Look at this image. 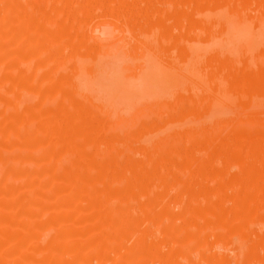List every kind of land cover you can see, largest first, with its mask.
<instances>
[{"label":"bare ground","instance_id":"obj_1","mask_svg":"<svg viewBox=\"0 0 264 264\" xmlns=\"http://www.w3.org/2000/svg\"><path fill=\"white\" fill-rule=\"evenodd\" d=\"M51 1V6H53V5H57V2L59 3V2H62L63 1V3H65V4H68V5H72L73 3H75L77 0H46L45 2L43 1V0H0V67H1V65H3V64H5V66L6 67H8L9 68V72H8V74L6 73L5 75H3V74H0V101H4V102H6V104L7 105H10V106H14L17 110L15 111V112H12L11 114L9 113V117L7 116V118L8 119H6V114L7 113H5V110H3L2 108V111H4V112H1L0 111V121H2V122H0V133H2V136H0V145L2 146V148H4V150L3 151H6V148L8 147V145H10V146H12V144H17L18 143V145H20V141L18 140V139H16L17 137H15V135L17 134L18 136H20L19 135V133L20 132H18V130H20L21 129V125H23L24 127H25V124H23V123H25L27 120H29L30 121V111H31V109H30V102H26V100L25 99H27L28 98V96H27V98H26V94H30V73L28 74V73H26V72H24L23 71V73H19L18 71H17V68H18V66H19V64H20V67L21 66H23V65H25V67L26 68H30V64H31V62H30V47H24V46H27V45H30V33H28V32H30L29 30L32 28V23H34L35 25H36V23H37V25H36V27L39 25L38 23L39 22H37L38 20L36 19V18H38L39 16H42L41 15V13H46V11H44V12H42L41 10L42 9H40V6H38V5H40V4H43L44 3V6L45 5H48V7H49V2ZM104 1H107V0H104ZM110 1V0H109ZM121 1H123V0H121ZM120 0H119V2L118 1H116V0H113V2L115 3L114 5H107V3L106 2H104L105 4H103L102 2L100 3L101 5H102V8L101 9H104V10H100V9H98L97 8V10L99 11V12H101L102 11V13L101 14H103V15H101L99 12L98 13H95L94 12V8L96 9V7H98L97 5H92L93 4V2H92V0H83V1H81L80 2V0L78 1V2H76V3H78L77 5H78V7L79 8H77V10H75L77 13L75 14V20H77V19H79V24H81V22H84L85 24L87 23V22H89L90 21V19H89V17H91V18H96V19H98V18H100V20H104V18H101V17H109L108 18V20H109V22H113L112 20H114L115 21V23L113 24L112 23V25L114 26V25H116L117 24V22H118V20L119 19H121L119 16L120 15H118V20H117V14H116V17H115V13H116V11H115V9L116 10H119L120 8L119 7H117L116 5H118V6H120V4L121 3H123V4H125V3H127V5H128V2L130 1L131 3H134V2H132L133 0H128V2H126V0H125V2L123 1V2H121ZM140 1V0H139ZM142 1V0H141ZM140 1V2H141ZM145 1V0H144ZM217 1H219V0H201V2L199 3V1H198V6H197V4H196V8L198 9V11L199 12H197L198 14H196V15H198V17L196 18V20H195V22H196V24L198 25V26H203V25H205V24H208L207 22H209L210 20H217V21H225L226 23H229V24H231V25H234L233 26V29L231 30L230 28H227L223 33H221L219 36H218V41L217 42H215L214 41V39L213 40H209V38H207L208 40H204V39H200V38H197V37H194L193 38V36L192 35H188L189 37H187V39H188V41L186 42V44H184V47H183V54L181 55L182 57H184L185 59H183V61L182 62H180V61H178V60H181V59H177L176 57H174V55H172V56H168L167 58H169V59H167L168 61H167V65L165 64V67H160L159 66V68L157 69V71H155L154 73L153 72H151V75L149 74V76L148 77H146L144 80H143V86H145V88H147V90H144L143 91V93H142V95L144 96V97H142V98H144V100H146V101H148L149 100V105H150V101L152 102L153 101V103L155 102L156 104H163L164 102L163 101H167V103H168V101L170 102V100H169V98H168V100H167V97L168 96H170V94H172V93H174L175 94V92H178V91H180L181 92V89L184 87V85L185 84H189V83H192V84H196L200 89H202V90H204L208 95H206L207 96V98L205 99V103H204V112L202 111L203 109H201V111H202V115H200L199 117H198V119H199V121L198 120H196V119H194V120H196V123L195 122H191V120H189L188 121V116H190V114L191 115H193L194 113H196L195 111L193 112V113H190V112H192V111H190L189 113H188V115H184V112H183V110L185 111V109H183V108H181V109H183L182 111L181 110H179L180 111V115L182 114V112H183V115H184V117H186V118H184L182 115V118H181V116L180 115H178L179 113V111L177 110V113L178 114H174V113H172L171 111H170V113L172 114V116H168V113L165 115V116H161V118H159L158 116H156L154 113L152 114L151 113V116L149 115V117L150 118H147L148 117V115H145V118L147 119V121L145 122V121H143L142 119H141V125L145 128V130H143L142 128V130H143V132H140V131H142L141 129H140V127L141 126H139L140 124H138L137 126H139L138 128L136 127V126H133L135 129H137V130H133L134 131V134H136V135H134V134H132V132H129L128 131V133H130V134H128V135H130V136H134L133 138H131L130 136H128L125 132V134L126 135H124L125 137L124 138H128V137H130V138H128V140L130 139H133L131 142H132V144L130 143V145H129V148H132V147H134V148H136V149H139L141 152H142V155H141V157L139 156V153H141L139 150L137 151V152H139L138 153V156L140 157V158H136V160L134 159H132V158H130V159H132L131 161H130V159H128V160H125V161H121L120 160V163H118V160L116 161L117 162V164L113 161V164H111V163H109V159H107L106 161H105V163L104 164H101L99 161H98V164L100 163L102 166H98L97 164V166H98V168H99V170H98V172H95V173H89V172H91V171H89V170H86L85 168H84V170H86V172L85 171H83L82 170V166H81V164H79L82 160H80V162H79V159L77 160L76 159V164L75 165H73L72 167H71V169L69 170V174H67V176L65 175V176H63V175H60L61 177H58V178H55L53 181H50V184H49V182H48V184H47V186L43 189V190H41V189H38V194H37V197L38 198H35L34 199V197L33 198H31L30 196H27V195H22L21 193V195L20 194H18L19 192H16L17 190H15V187L16 188H18L16 185V183H17V181L19 180V179H21V176H23V175H25V176H27V179H28V182H31V183H34L35 181V179H36V181L40 178V179H46V180H49L48 179V177H52V172L50 173L51 174V176L49 175V173H47V174H45L44 173V175L42 176V172L40 173V175H41V177H35V174H37V169L34 171V168H33V170L31 169L32 167H29L30 165H28V168L25 170V169H23L22 168V164L24 165V162H29L30 163V153H28V149H30V144L28 143V144H25L24 142V144L26 145V147L25 146H23L20 150H16V151H14L13 153H11V154H7V153H5V152H1L0 153V188L2 187V189L0 190L1 191V193H3V194H6V195H12V196H16V195H18L17 196V199L19 200H17L18 201V203H17V205H15L14 207L11 205V204H7V203H0V235L1 234H5V243H4V240H3V244H0V264H32V263H30V260H37L38 262L39 261H41V263H38V264H94V261H100L101 263H103V261L105 262V261H111L112 263H109V264H146L148 261L147 260H145L146 258H149L150 259V261H151V259H153V260H155V261H159V262H161V263H163V264H177V262H178V264H179V260H181L182 261V259H180V258H184V259H186L185 260V263H184V261H183V263L184 264H251L253 261L254 262H256L255 261V259L257 260V259H259V257L262 255H259L260 253H264V252H260L259 253V251H261L262 249L264 250V230L262 231V229H260V227H252L254 230H256V231H254L253 233L254 234H252V235H257V236H255V238L250 242V244H248V247H243L242 248V245L244 246V243L243 244H237V242H236V240L235 239H237L240 235L239 234H242L243 236H245V235H247V236H251V234L250 233H252V232H248L247 230L249 229L248 227H249V225L248 224H251V223H245V225H242V224H240L239 225V223H238V227L236 228V227H234V228H236V229H227L226 231H227V234H225L224 232L222 233L221 231V228L219 229V230H221L220 232L221 233H218L219 231H214L213 232V230H211V232H209L208 234H205V240H204V242L206 241V239H209L208 241H211V240H214L215 242H217V244H221L220 246V248H218V246L219 245H217L216 244V248L215 249H222L224 246H229L230 245V243L232 244L233 243V245H235L234 244V241L236 242V247H235V249L239 252V254H237V256H239V258L238 259H233V260H231V258H229V257H227V258H225V259H229V260H223V253H219L218 252V254H220L219 256H215V255H213V254H211V251H210V253H207L206 251H207V249L204 251V252H202L201 254L199 253V255L198 256H196V257H199L198 259L199 260H197L196 259V257H195V255L196 254H198V249H196V248H198V247H196L197 245H202L203 243H201V242H203V238H202V234L200 235V233H196L193 229V231L195 232V233H193V231L192 230H190L189 228H186V226L188 225V223H189V225L190 226H193V225H197V227H198V225H200L199 223V221H198V219H199V217L200 216H202V217H200L201 218V220H203V218H207L209 221L208 222H210V220L213 218L214 219V217L215 216H217L218 218L220 217V216H222L221 214L222 213H225V211H226V213L228 214L229 212H231L232 214H238V212H242L243 210H247V209H256V208H259V209H263L262 208V206H263V204H258L260 201L258 200V197H260V196H264V185H263V183H264V174L262 175V176H256L255 174H254V169L256 168L255 166L257 165V164H260L259 162H260V160H258V163L256 164L255 162H252V161H254V160H252V161H249L250 159H251V156H250V159H249V156L247 155L248 154V151L247 152H245L246 154L245 155H247L246 157H248V158H245V160L247 159H249L248 161L249 162H252V163H255L254 165L251 163H249L248 161H246L248 164H244V163H242V164H244V166H241L242 168V171L245 173H243V174H241L240 176H244V175H246V177H244V180L245 179H247L246 181H247V183H248V181H250L249 183H248V187H246L247 189H245V184L246 183H244L245 181L243 180V178H239L240 180H237L235 177L238 175V174H240L238 171V173L235 175L234 173H230L229 171H228V169L230 168L229 166V168L227 169V171H228V176L226 175V173H225V177H223V178H219V180L220 179H222L220 182H218L219 184H217L218 186H215V189H216V192H213V193H216V194H214L213 195V199L211 198V199H209V196L208 195H206V194H208V193H206V191L205 190H207L208 192H209V190L208 189H205L204 190V193L203 194H205V195H203L205 198H206V200H205V198H204V200H202L201 199V201H207V202H197V204L199 203V204H202L199 208H197L196 206H197V204L196 205H193L192 207H193V209H189L190 207H188V206H185V205H183L182 206V202L181 201H179L178 199H181V193L182 194H184V193H187L188 191H190L191 189L192 190H195V189H193V182L194 181H192L191 180V178H192V176L190 175V177L191 178H189V179H187V180H182V181H177V182H179L180 184H181V182H183V185H181V187H182V189L184 190H182L181 189V187H179V190H181V192L180 191H178V189L177 190H175V191H178L177 193L176 192H173V194H172V196L173 195H175V198L174 197H171V191L172 190H170L168 187H170L171 188V186L173 187V186H176L177 184V188H178V186L180 185L179 183H177V184H173L174 182L176 183V181H172V179L170 180V178H168V183L169 182H171V184H168L167 185V183L164 181V180H166L167 179V177H169V176H165V178L166 179H164V177H163V181H162V177H161V175H158V176H156V174H158V173H156L157 171V167L159 168V164H158V162H160V161H158V160H156L157 161V164H158V166H156L155 165V160L154 161H151V158H152V160H153V157H151L152 156V153L154 154V152H153V150L154 149H157V147L162 143V142H164V139H166L167 137H168V135H172L174 132H183L184 131V133H187L188 134V136H189V134H191V133H194V134H196V133H198V131L200 132L201 131V128H203V130H202V132H201V134L203 135V137L202 136H198L199 138H204L205 137V135H206V137L208 138V137H210L211 136V132H210V129H212L213 128V130H215V128L214 127H211V125L212 124H214V126L216 127V123H219V122H221L222 123V120H224V118L226 117L225 115H226V112H228L229 110H231L230 108H232V106L234 107L233 108V111H234V109L236 108V106H237V108H241L242 109V107H241V105H242V103H243V106L244 105H246V106H249V104H250V102H251V99H253L254 97H256V96H258V94L257 93H254V91H253V93L255 94V95H253V96H251L252 94H250V96L249 95H247L246 93H245V88L243 89L242 87V89L244 90V93L246 94V98L248 97V99L249 98H251V97H253V98H251V99H249V100H247V99H245L244 97H245V94L243 93V95H244V97H242L243 95H241L242 93L240 92L241 90H239V87L242 85V84H240V81L241 80H238V79H236V81H234V80H231L230 82L231 83H233L234 85H232L231 83H229V85L230 86H228V85H225L226 84V81L223 79L224 77H226V76H224V74L226 73V68H225V72H224V67L221 65V68H220V66H214V67H216L214 70H213V72L212 73H210L209 75H206V73H205V58H206V56L208 55V53L213 49V46H223V47H226L225 46V44H228L232 39H234V37L235 36H237V35H240L241 36V38L243 39V42H244V48H245V52H246V55L248 56V57H251V55H254L255 56V54H253V52L255 51L256 53H257V55H258V52H259V50L258 49H260L261 47H262V45H264V19H261L260 18V16H262V15H260V13H258L257 14V16L260 18H258V17H256V15H253V17H255L256 19H258V21L256 20V19H253V17H252V15H250V16H247V17H249L250 19H252V20H255L256 21V23H252V21H250V19H247V17H245L246 19H244V15L242 16V8H240L239 9V7H241V5L237 2V1H239V0H236V2L238 3V8H237V6H236V8H235V6L233 5L232 6V0H222V2H218L217 4H213V3H215V2H217ZM242 1H244L245 2V0H242ZM251 1H253L252 3L253 4H255V3H257V1L256 0H251ZM250 1V2H251ZM256 1V2H255ZM259 1V0H258ZM88 2H89V4H88ZM92 4H91V3ZM95 2V1H94ZM121 2V3H120ZM138 3L141 7H142V5H141V3ZM147 2V1H146ZM148 2H149V0H148ZM241 2V1H240ZM248 2H249V0H248ZM249 2V4L251 5V6H253V4H251ZM255 2V3H254ZM260 3H261V1H259ZM39 3V4H38ZM75 3V4H76ZM111 3H112V1H111ZM120 3V4H119ZM142 3H143V1H142ZM233 3H235V2H233ZM243 3V2H242ZM246 3V2H245ZM37 4V5H36ZM74 4V5H75ZM123 4H121L122 5V7L124 6ZM146 4V3H145ZM248 4V5H249ZM30 5H35V9H34V6H33V10L32 9H30ZM101 5H99L100 7H101ZM132 5H134V4H132ZM135 5H136V3H135ZM134 5V6H135ZM249 5V6H250ZM36 6H38L39 7V9H37V7ZM42 6V5H41ZM43 6V7H44ZM50 6V7H51ZM62 6V5H61ZM63 6H64V4H63ZM62 6V7H63ZM73 6V5H72ZM92 6H94V7H92ZM134 6H131L132 8L134 7ZM243 6H244V4H243ZM247 6V5H246ZM245 6V7H246ZM255 6V5H254ZM257 6V5H256ZM47 7V6H46ZM47 7V8H48ZM49 7V8H50ZM61 7V12H63V8ZM75 7H77V6H75ZM74 7V8H75ZM128 7H130V6H128ZM136 7V6H135ZM138 7V6H137ZM136 7V8H137ZM148 7V6H147ZM195 7V6H194ZM194 7H192L191 6V10L190 11H192L193 13L196 11H194V10H192V9H194ZM234 7V8H233ZM52 9V11L54 10V11H56V13L58 12L57 11V9L55 10L53 7H51ZM67 8V7H66ZM93 8V9H92ZM115 8V9H114ZM131 8V9H132ZM139 8V7H138ZM258 8H261L262 9V11L264 10L263 8H262V6L260 5V7H258ZM36 9L38 10L37 12H36ZM65 9V8H64ZM68 9V8H67ZM76 9V8H75ZM79 9V10H78ZM148 9V8H147ZM245 11L247 10V9H249V8H243ZM22 11L23 13H20L19 11ZM30 10H31V12L32 13H30ZM66 10V9H65ZM97 10H95L96 12H97ZM134 10H135V8H134ZM188 10V9H187ZM53 11V15L51 16L50 14H52V13H50L49 15H50V17L51 18H54V15L55 16H57V14L55 13ZM121 11V10H120ZM189 11V10H188ZM187 11V13L189 14V15H192V14H190L189 12ZM262 11H260V12H262ZM39 12V13H38ZM67 12V11H66ZM93 12L95 13V15L97 14V17L95 16V15H93ZM128 13H126V14H129L130 13V15L131 14H133V18L135 17V15H136V12L135 13H133V10L132 11H127ZM175 12V11H174ZM191 12V13H192ZM246 12H248V11H246ZM20 13V14H19ZM59 13V12H58ZM64 13V12H63ZM238 13H240L238 16L236 15V14H238ZM242 13V14H241ZM47 14V13H46ZM45 14V15H46ZM98 14H99V16H98ZM118 14H120V13H118ZM122 15H123V13H121ZM126 14H125V16H126ZM141 13H139V15H140ZM48 15V14H47ZM46 15V16H47ZM67 15V14H66ZM100 15H101V17H100ZM61 16V15H60ZM64 16H65V14H64ZM94 16V17H93ZM137 16V15H136ZM238 18H237V17ZM246 16V15H245ZM264 16V15H263ZM62 17H63V15H62ZM111 17V18H110ZM121 17H123V16H121ZM47 18V17H46ZM57 18V17H56ZM88 18V19H87ZM115 18V19H114ZM126 17H124V21L123 20H121V21H123L124 22V28H125V26H126V24H130L131 25V23H134L133 21H132V18L131 17H127V19H131V21L132 22H129V21H127V23H126V19H125ZM63 19V18H62ZM82 19L83 20H87V22L86 21H82ZM134 19H136V17L134 18ZM30 20H34V22H32V21H30ZM42 20H45V19H43L42 18ZM61 20V19H60ZM93 20V19H92ZM99 19L98 20H96L95 22H97V21H100ZM103 20H102V22H103ZM108 20H106L105 19V22H103V23H106ZM116 20H117V22H116ZM120 21V20H119ZM53 23H55L54 22V20L52 21ZM73 22V21H72ZM101 21H100V25H99V23L97 22V25H96V23H95V25L96 26H98V28L100 27H102V25L101 24H103ZM136 22V21H135ZM30 23H31V25L32 26H30ZM42 23V22H41ZM58 23V22H57ZM24 25L25 27H26V29H24V30H27L28 32H26V31H24V30H19L20 28H19V25ZM65 24H66V22H65ZM71 24V23H70ZM77 24V25H76ZM72 23L71 25H69V23H68V25L69 26H65L64 24L63 25H60L59 26V28H58V33H59V35H58V37L56 38V39H58L57 41H58V43L57 44H60V45H62V43L61 42H64L65 40L67 41V39L69 40V38H71L72 37V39H74V41L72 42L71 41V39L69 40V42H64L65 44H67L66 46H67V48L69 47V44H70V47L68 48V50L72 47V49H73V51H74V54H75V58H78L79 57V55L81 56V57H79V58H82V59H79L80 60V64L79 65H76V67L77 66H79V68H76L75 66V68H76V70L77 69H79V71H80V73H81V70L85 67V66H87V65H92V64H96L99 60H101L106 54H108V53H112V52H114L116 49H117V44L116 45H114L113 47L112 46H110V47H108V46H104V45H107V44H104V45H102L100 42L101 41H99L100 39H101V37H99L100 36V34H101V30H102V28H101V30H100V34H97L96 33V31L95 30H97L98 28L97 27H94V29L95 28H97V29H95V30H91V29H89V28H91V27H87V24H86V26H85V24H84V26L85 27H81V25L79 26L78 25V23ZM110 24V23H109ZM108 23H107V25H109ZM120 24V23H119ZM20 25V26H21ZM53 25V24H52ZM57 25V24H56ZM88 25H89V23H88ZM105 25V24H104ZM103 25V26H104ZM107 25H105V27L107 26ZM111 25V24H110ZM111 25V26H112ZM118 25V24H117ZM117 25H116V27L114 26V28H118L117 27ZM122 25V23L120 24V28L122 27L121 26ZM129 25V26H130ZM154 25V24H153ZM58 26V25H57ZM82 26H83V23H82ZM91 26V25H90ZM191 26V25H190ZM31 27V28H30ZM33 27H35V26H33ZM35 27V28H36ZM39 27V26H38ZM44 27H46V26H44ZM49 27H51V26H49ZM49 27H48V29H49ZM53 27V26H52ZM56 27V26H55ZM86 27H87V29H86ZM92 27V28H93ZM158 27V26H157ZM162 27V26H161ZM85 28V29H84ZM108 28V27H107ZM112 27H109V29L111 30V34H112V31H114L115 29L114 28H112V29H114V30H112L111 29ZM123 28V27H122ZM126 28H128V26H126ZM39 29V28H38ZM42 29V28H41ZM89 29V30H88ZM164 29V28H163ZM162 29V30H163ZM211 28L210 27H208V30H210ZM49 30H51V29H49ZM53 30H57V29H54V27H53ZM93 32H91V31ZM99 30H97V31H99ZM117 30H119V28L117 29ZM152 30V29H151ZM258 30H260L261 32H262V37L259 39L258 38V36H257V34H258ZM40 31V30H39ZM52 31V30H51ZM87 31V32H86ZM88 31H90L89 33H90V35L91 36H94L95 37V34L94 33H96V35H97V38L99 37V39H98V41H99V44H98V41L96 40L97 38L95 37V40L97 41V43L95 42V41H93L94 42V44L92 43V41H91V39H89V35H87V33H88ZM155 31V30H154ZM36 32H38L37 31V29H36ZM43 32V31H42ZM55 32V31H54ZM115 32V31H114ZM113 32V33H114ZM119 32V31H118ZM151 32V31H150ZM159 32V31H158ZM40 33V32H39ZM44 33V32H43ZM88 33V34H89ZM92 33V34H91ZM107 33V32H106ZM169 33V32H168ZM33 34V33H32ZM48 35H46L45 37L46 38H44L45 40H44V42L43 43H45L44 44V46L47 44H49V42L47 41L48 40V38H47V36H49L50 38H51V35H50V33H47ZM52 34V33H51ZM103 34H105V33H103ZM117 34V33H116ZM145 34V33H144ZM143 34V36L146 38V39H149L150 40V36L149 35H152L151 33H147V34H145L144 35ZM154 34V33H153ZM37 35V34H36ZM42 35V34H41ZM40 35V36H41ZM113 35V34H112ZM158 35V34H157ZM38 37H39V35H37ZM87 36H89L88 37V41L91 43H88V41H87ZM116 35H115V33H114V35H113V37H115ZM149 36V37H148ZM192 36V38H190ZM34 37H36L35 35H34ZM107 37V36H106ZM103 38V39H105V40H107L108 38ZM112 38V37H111ZM34 39V38H33ZM53 39V38H52ZM50 40L51 42L54 40ZM93 39V38H92ZM114 39V38H113ZM117 39V38H116ZM102 40V39H101ZM32 41V40H31ZM110 41V40H109ZM151 41V40H150ZM36 42V41H35ZM39 42H40V40H39ZM38 42V43H39ZM48 42V43H47ZM102 42H104V40L102 41ZM105 42H108V40L107 41H105ZM111 42V41H110ZM43 43H40V44H43ZM63 43V44H64ZM96 43V44H95ZM118 43V42H117ZM55 44V43H54ZM101 44V45H100ZM50 45V44H49ZM48 45V46H49ZM119 45V44H118ZM18 46V47H17ZM42 46V45H41ZM41 46H39V47H41ZM55 46V45H54ZM63 46V45H62ZM66 46H63V48L65 47L66 48ZM150 46L152 47V44H150ZM173 46V45H172ZM171 46V47H172ZM20 47V48H19ZM34 47V46H33ZM39 47L37 46V50H36V52H38V54H40L41 55V57H43V56H46L47 54L49 55V54H51L50 52H52L50 49L49 50H46L45 49V51L44 50H38L39 49ZM43 47V46H42ZM51 47V46H50ZM106 47V48H105ZM44 48V47H43ZM47 48V47H46ZM57 48H59L60 50L62 49L61 48V46L60 47H57ZM66 48V49H67ZM161 48V47H160ZM55 49V48H54ZM59 49H57V50H59ZM72 49H70V50H72ZM174 49V48H173ZM176 49V48H175ZM175 49L173 50V51H175ZM181 49V48H180ZM56 50V51H57ZM257 50H258V52H257ZM263 49H261L260 50V52L262 51ZM48 51V52H47ZM55 52V51H54ZM70 52V51H69ZM169 52V51H168ZM172 52V51H171ZM178 52V51H177ZM177 52H175V53H177ZM45 53H47V54H45ZM70 53H73L72 51L70 52ZM159 53H160V51H159ZM35 54V53H34ZM76 54H77V56H76ZM156 54V53H155ZM161 54V53H160ZM172 54V53H171ZM47 55V56H48ZM52 56H53V54H51ZM164 55V54H163ZM168 55V54H167ZM179 55V54H178ZM32 56V55H31ZM36 56H37V54H36ZM50 56V55H49ZM145 56V55H144ZM144 56H140L139 54L136 56V62H135V66H138L140 69H141V66L143 65V57ZM34 57V56H33ZM33 57L31 58V60L33 59ZM41 57L40 58H38V64H39V62H41V64L42 63H44V61L43 60H41ZM20 58V60L22 61H20V63L18 64L17 62V60ZM22 58V59H21ZM37 58V57H36ZM35 58V59H36ZM173 58H175L176 59V63H178L179 65H177L176 63H175V59L173 60ZM48 59V58H47ZM41 60V61H40ZM46 62H47V60H45ZM73 61V60H72ZM81 62L82 63H84L83 65L81 64ZM181 64H180V63ZM208 62H210V61H208ZM66 63H67V61H66ZM72 63V62H71ZM21 64H23V65H21ZM68 64V63H67ZM76 64V63H75ZM35 65V64H34ZM59 65V64H58ZM69 65V64H68ZM81 65V66H80ZM38 66V65H37ZM39 66H40V64H39ZM73 67V68H74ZM138 67H137V69H133V71L131 72V75H133V74H136V75H138L139 77H140V75H139V73L142 71V69H141V71H139V72H136L137 70H138ZM222 67H223V69H222ZM7 68V69H8ZM23 68H24V66H23ZM62 68V67H61ZM57 69V68H56ZM216 69H218V71L216 70ZM0 70H1V68H0ZM18 70H20L19 68H18ZM27 70V69H26ZM25 70V71H26ZM30 69H28V71H29ZM21 71V70H20ZM79 71H78V76H79ZM251 71H255V73H256V70H251ZM260 71H262V72H259V71H257L258 73H261V74H264V68H261V70ZM22 72V71H21ZM2 73V72H1ZM64 74V73H63ZM257 74V73H256ZM261 74H257V75H259V76H262ZM130 75V76H131ZM228 75V74H227ZM254 76V74L252 75L251 74V72L249 73L248 72V74H246V76L247 77H245V82H246V80H248L249 79V76ZM63 76V75H62ZM129 76V77H130ZM137 76V77H138ZM230 76V74L227 76V77H229ZM250 76V77H251ZM32 79V78H31ZM77 78L75 77V80H76ZM7 82V83H6ZM225 82V83H224ZM235 82H237V83H235ZM262 82V83H261ZM260 82V84H258V86L255 88L256 89V91L255 92H258L259 93V90L262 88V87H264V85H263V83H264V79L262 80ZM9 83V84H8ZM76 83H77V81H76ZM239 83V84H238ZM242 83V82H241ZM32 85V84H31ZM75 87V89H74V93H73V91H71V93H73V95H75V96H73L71 93H69V96H70V94L74 97L73 98V100H74V102L75 101H79V103H82V102H80V100L81 99H79L80 97L79 96H81V95H83L82 94V92H81V90L78 88V85L77 84H73ZM72 85V86H73ZM133 85V86H132ZM238 86V87H237ZM47 88V89H46ZM46 88H44V92H51V88L49 89V87H46ZM240 88V89H241ZM42 89V88H41ZM125 91H126V93H127V95L129 96V97H132V96H134L135 94H136V92L137 91H139V89L137 88V85L136 84H134V83H131V81H128V83L126 84V86H125ZM235 89V90H234ZM40 90V89H39ZM50 90V91H49ZM68 90V89H67ZM66 90V91H67ZM234 91H235V93H234ZM46 92V93H47ZM65 92V91H64ZM140 92V91H139ZM179 92V93H180ZM243 92V91H242ZM46 93H45V95H46ZM66 93V92H65ZM141 93V92H140ZM182 93V92H181ZM239 93H241V94H239ZM264 93V91L263 92H261L260 94L261 95H264L263 94ZM48 94V93H47ZM67 94V93H66ZM177 94V93H176ZM190 96L191 97H189V95L187 96V97H189V98H193V97H196V96H198V91L197 90H195V91H191L190 93ZM234 94H236V96H234ZM77 95V96H76ZM79 95V96H78ZM238 95H241V97H240V101H242L241 102V105H240V107L237 105L238 104V102L235 100L236 99V97L238 96ZM261 95H259V97H261ZM24 96H25V98H24ZM173 96V95H172ZM183 97H185L184 95H182ZM30 97V96H29ZM66 96H64V98H65ZM76 97V98H75ZM78 97V98H77ZM171 97V96H170ZM262 97H264V96H262ZM63 98V99H64ZM245 100H244V99ZM29 99V98H28ZM27 99V100H28ZM66 99V101L68 100H72V98H70L69 99V97H68V95H67V98H65ZM171 99V98H170ZM239 99V97L237 98V100ZM30 100V99H29ZM70 100V101H71ZM73 100H72V102H73ZM250 101V102H248L247 103V101ZM257 100V103L259 102V101H262L261 99L258 101V99L257 98H254V100H252V102H251V104L250 105H252V104H254L255 103V101ZM2 101V102H3ZM45 101V100H44ZM43 101V102H44ZM65 101V100H64ZM63 100H61V102L62 103H60V105L62 106V104H64L65 105V102H64ZM67 101V102H68ZM77 101V102H78ZM157 101V102H156ZM159 101V102H158ZM239 101V100H238ZM245 101V102H244ZM41 102L40 104L41 105H39L38 104V108H36L37 107V105H35L36 107H34V114L38 117V115H41L42 113H44L45 114V116L47 115V119H48V115H51V114H49V113H51V111L53 110V108H52V106L51 105H49L48 104V101H46V102ZM73 102V103H74ZM133 102L134 101H132L131 102V105L133 104ZM237 102V103H236ZM1 103V102H0ZM73 103H70L69 104V102L67 103L68 105H72ZM235 103V105H233ZM53 104V103H52ZM75 104V106H73V107H78V104L75 102L74 103ZM77 104V105H76ZM165 104V103H164ZM240 104V103H239ZM256 104V103H255ZM260 104V103H259ZM2 105V104H1ZM0 105V106H1ZM59 105V104H58ZM168 105H170L169 103H168ZM167 105V106H168ZM263 105V104H262ZM39 106H41V107H39ZM55 106V105H54ZM66 106V105H65ZM151 106V105H150ZM172 105H170V107H171ZM254 105H252V106H249V107H253ZM57 107V106H56ZM59 107V106H58ZM69 107V106H68ZM73 107H71V108H73ZM76 107V108H77ZM82 107H84L83 109H87L85 106H82ZM131 107H133V106H131ZM165 107V106H164ZM230 107V108H229ZM259 107L261 108L262 106H261V104L259 105ZM259 107H257V104H256V106H254L253 107V109H257V108H259ZM4 108V107H3ZM42 108V109H41ZM70 108V107H69ZM70 108V109H71ZM76 108H74L75 110H77ZM175 108V107H174ZM188 108V107H187ZM226 108H229V110L227 111L226 110ZM236 108V109H237ZM247 108V107H246ZM259 108V109H260ZM11 109V108H10ZM59 110H62L63 111V106H62V109H60V107L58 108ZM55 110V111H57V114H58V116H59V118L57 119V116H55V118L51 115V117L53 118H51L50 116H49V119L51 118V120H53L54 122H51V123H53L52 124V126H50V125H48V123L50 122L49 120H47L46 119V122L44 123V124H42L41 123V121H39L41 124H42V126L45 128V129H48V130H50L49 128H51V130H53V131H55V132H57V138H56V133H55V138H56V140L54 141L53 139V137H54V134H53V137H52V140L53 141H49L48 140V137H47V140L45 139V141H47V142H43L42 144H44L45 145V147L47 148L48 146L51 148V150H52V146H50V145H53L54 147H55V145L57 146V143H58V145H60V144H62V143H68L67 142V140L69 141V138L71 137L68 133H72V135L74 134V135H77V137H81V136H79V134L81 135V133H83V138L86 136L87 137V135H89V134H87V133H85V132H91V136H93L94 137V134L95 133H97V131L99 132H102V135H103V138H104V136H105V132H108V131H105V130H101V128L99 129L96 125H99L100 123H101V121H100V123L99 124H97L98 122L97 121H95V122H97L96 123V129H95V132H94V129L92 128V129H90L89 130V122L91 121V118H93L94 119V117H93V115L94 114H92V111H89V114H92V115H90V116H88V114H87V111H88V109L86 110V111H84V112H86V114H84L83 112H81V111H78V113H82L83 114V116L82 117H78V113H76L75 111H73L74 109H72V110H70V111H73V112H75L74 113V115H75V117L77 118H79V121L78 122H76V123H72V122H70V120L69 119H71V120H73V118H69V116L70 115H72L73 116V113L72 114H70L68 111H66V112H68L69 114V116L68 115H66V114H64V115H66L65 117H67V119L69 120V122L67 121V120H64L63 119V117H62V113H61V117H60V114H59V110ZM65 109H67V108H65ZM79 109H81V106H80V108ZM163 109V108H162ZM178 109V108H177ZM200 109H199V112H198V114H201V112H200ZM249 109V108H248ZM251 109V108H250ZM90 110V109H89ZM188 110H189V108H188ZM206 110H207V112H206ZM254 110V111H255ZM12 111V110H11ZM59 111V112H58ZM65 111V110H64ZM152 112H153V110H151ZM186 111H187V109H186ZM245 111H246V109H245ZM248 111V110H247ZM258 111H260V110H258L257 109V111H255L256 113L258 112ZM8 112V111H7ZM32 112V111H31ZM53 112V111H52ZM97 112H98V110H97ZM173 112H176V110H174ZM33 113V112H32ZM31 113V114H32ZM65 113V112H64ZM99 113V112H98ZM129 113V112H128ZM157 113V115H158V112H156ZM161 113H163L162 111L161 112H159V114H161ZM252 113H253V111H252ZM44 114H42V115H44ZM53 114H55L54 112H53ZM77 114V115H76ZM81 114V115H82ZM126 114V113H125ZM165 113H163L162 115H164ZM198 114H197V116H198ZM257 114H259V113H257ZM261 114V113H260ZM260 114H259V116H260ZM5 115V116H4ZM8 115V114H7ZM41 115V116H42ZM63 115V116H64ZM175 115V116H174ZM262 115V114H261ZM80 116V115H79ZM92 116V117H91ZM123 116H124V113H123ZM147 116V117H146ZM158 117V119L156 118V117ZM196 116V115H195ZM225 116V117H224ZM229 116V115H228ZM239 116V115H238ZM240 116H241V118L240 119H242L243 121L245 120V118H242V113L240 114ZM252 116V115H251ZM256 116V115H255ZM64 117V118H65ZM89 117H91V118H89ZM116 116H115V114H114V118H115ZM118 117H121V115L120 116H118ZM152 117H154V120H153V118ZM169 117H171V118H169ZM178 117H179V119H178ZM191 117V116H190ZM194 117V116H193ZM246 117V116H245ZM249 117H250V115H249ZM45 118V117H44ZM112 118H113V115H112ZM136 118V117H135ZM195 118V117H194ZM248 118V117H247ZM7 120L6 122L5 121H3V120ZM42 119V118H41ZM56 121H55V120ZM90 121H89V120ZM92 119V120H93ZM140 119V118H139ZM157 119V120H156ZM160 119V120H159ZM236 120H239V117H237V118H235ZM234 119V120H235ZM44 120V119H43ZM74 120H75V118H74ZM73 120V121H74ZM75 120V121H76ZM135 120V119H134ZM138 120V119H137ZM194 120H192V121H194ZM45 121V120H44ZM47 121H49V122H47ZM68 122V123H66V122ZM107 121H111V120H107ZM106 121V122H107ZM188 121V122H187ZM198 121V122H197ZM225 121V120H224ZM240 121V120H239ZM238 121V122H239ZM242 121V123L244 124V122ZM91 122H93L94 123V120L93 121H91ZM91 122H90V124H91ZM112 122V121H111ZM110 122V123H111ZM114 122V121H113ZM111 123L112 124V126L110 125V123H107V125H105V124H102V126L104 127V125H105V128L107 129V130H109V126H111L112 127V129L114 128V124H115V122L114 123ZM138 122H139V120H138ZM237 122V123H238ZM118 123H119V121H118ZM142 123H145V124H142ZM146 123H147V125H146ZM195 123V124H194ZM198 123L200 124V128L198 127ZM225 123V122H224ZM95 124V123H94ZM93 124V125H94ZM100 124V125H101ZM109 124V125H108ZM133 124H134V122H133ZM132 124V125H133ZM233 124V123H232ZM232 124L230 125V126H232ZM235 125H236V123H234ZM242 124V125H243ZM248 124V123H247ZM220 125V124H219ZM222 125V124H221ZM234 125V126H235ZM239 125V127H241V124H238ZM245 126H246V124H244ZM102 126H99V127H102ZM109 128H108V127ZM224 125H222V130H225V131H230V129H227V128H229L230 126H228V124H227V126H225L226 128L225 129H223L224 127H223ZM237 126V125H236ZM235 126V127H236ZM248 126H250V125H248ZM91 127H93L92 126V124H91ZM90 127V128H91ZM102 127V129H104ZM116 127H117V125H116ZM207 127V128H206ZM233 127V126H232ZM251 127V126H250ZM26 128V127H25ZM216 128H219V126H217ZM242 128H244V131H246V129H245V127L244 126H242ZM241 128V131L243 130ZM30 129V128H29ZM29 129H27L28 131H30ZM88 129V130H87ZM115 129V128H114ZM113 129V132L114 133H116V135H114V133L112 132V134L114 135V136H111V138H113V137H115V139H117L116 141H118V143H119V145H118V147L120 146L121 148H122V150H121V148L119 147H116L115 145H113V143H109V142H106L105 140H103V141H105L104 143H109V147L108 146H106L107 148H105V149H107V150H109V148L110 149H112L113 147L112 146H110L111 144L113 145V146H115V149L117 148L120 152L121 151H124V147H123V145H121V143L123 142V143H125V141L126 140H124L123 141V138H121L120 137V135H122V133L118 136L117 134H118V131L116 130H114ZM200 129V130H199ZM232 129V128H231ZM233 129H234V127H233ZM237 129H239L238 127H236V130ZM247 129H248V127H247ZM257 129V128H256ZM256 129H255V131H256ZM264 129V128H263ZM92 130V131H91ZM219 130V129H218ZM24 131V130H23ZM105 131V132H104ZM205 131V132H204ZM208 131V132H207ZM212 131V130H211ZM215 131H217V130H215ZM215 131H212V132H214V133H212V134H216V132ZM240 131V130H239ZM240 131V133H238V134H242L243 133V131L241 132ZM13 132L15 133V135L13 134ZM17 132V133H16ZM109 134L111 135V130H109ZM136 132V133H135ZM137 132H140V133H137ZM219 132H220V130H219ZM218 132V133H219ZM237 132V131H236ZM235 130H234V133L233 132H231V134H229V135H235ZM247 132H248V130H247ZM84 133H85V135H84ZM94 133V134H93ZM229 133V132H228ZM233 133V134H232ZM259 135H258V134ZM12 134L14 135V139L16 140L15 142H14V140H13V138H12ZM21 135H22V133H20ZM199 134V133H198ZM198 134H196V135H198ZM237 134V133H236ZM262 134H263V136H264V132H263V130H262V132L261 131H258V132H256V134L255 135H251V134H247V135H244V133H243V135H241V138H240V140H238L239 139V137H236V135H235V138L237 139V143H239V145H244V143H247V138H249V140L250 141H248V143L249 142H253L254 141V139H253V136H255L256 138H258V137H261L262 136ZM1 135V134H0ZM68 135V136H67ZM73 135V136H74ZM101 135V136H102ZM110 135H109V137H110ZM210 135V136H209ZM219 135V134H218ZM225 134H223V136H224ZM229 135H227V137L229 136ZM249 135V136H248ZM51 136V135H50ZM90 136V135H89ZM88 136V138L89 139H91L92 140V138L91 137H89ZM99 136V135H98ZM107 136H108V133H107ZM120 137V139H118L117 137ZM127 136V137H126ZM193 136V135H192ZM217 136V135H216ZM67 137H68V139H67ZM254 137V138H255ZM72 138V137H71ZM74 138V137H73ZM72 138V139H73ZM95 138V137H94ZM93 138V139H94ZM107 137H105L104 139H106ZM191 138V137H190ZM190 138L188 137V139L190 140ZM196 138H197V136H195V138H194V140L196 141ZM256 138H255V140H256ZM85 139V138H84ZM88 139V140H89ZM66 140V141H65ZM75 140V139H74ZM78 140V139H77ZM87 140V141H88ZM91 140H89L90 142H91ZM122 142H121V141ZM18 141V142H17ZM65 141V142H64ZM79 141V140H78ZM93 141V140H92ZM115 141V142H116ZM186 141H188V140H186ZM185 141V142H186ZM197 141H198V139H197ZM203 141V140H202ZM246 141V142H245ZM259 141V140H258ZM70 142H72V140L70 141ZM77 142V141H76ZM81 142V141H80ZM235 142V141H234ZM60 143V144H59ZM65 143V145H67V147L66 146H64V149L65 148H68V144H66ZM77 143H79V142H77ZM117 143V142H116ZM117 143V144H118ZM122 143V144H123ZM129 143V142H128ZM187 143V142H186ZM199 143V142H198ZM197 143V144H198ZM241 143V144H240ZM243 143V144H242ZM248 143H247V145H248ZM250 143V144H251ZM22 144V143H21ZM72 143H70V145H71ZM82 144V143H81ZM81 144H77V146H78V148H77V146H73V145H76V143L74 142V144L72 145V148L73 149H76V150H81L82 148V145ZM101 144H103L102 142H101ZM105 144V145H106ZM126 144H127V142H126ZM126 144H125V147H127L126 146ZM183 144V143H182ZM189 144H192V142L190 141V143ZM194 144V143H193ZM192 144V145H193ZM249 144V145H250ZM28 145V146H27ZM63 145V144H62ZM140 147H139V146ZM184 145H186V144H184ZM238 145V146H239ZM14 146V145H13ZM81 146V147H80ZM98 146H100V145H98ZM103 146V145H102ZM101 146V148L102 149H99V147H98V149L102 152V150H103V147ZM189 146V145H188ZM199 146V145H198ZM197 146V147H198ZM237 146V145H236ZM251 146V145H250ZM61 147H63V146H61ZM89 147V146H88ZM105 147V146H104ZM175 147H178V146H175ZM179 147H180V145H179ZM178 147V148H179ZM187 147V146H186ZM223 147V146H222ZM243 147V146H242ZM50 148L48 149V150H50ZM59 148V147H58ZM57 148V149H58ZM92 148V147H91ZM133 148V149H134ZM141 148V149H140ZM177 148V149H178ZM183 148V147H182ZM181 147L179 148V150L181 149L182 151H184L183 149H182ZM188 148V147H187ZM202 148V147H201ZM205 148V147H204ZM203 148V149H204ZM227 148V147H226ZM239 148V147H238ZM240 148H241V146H240ZM105 149H104V151H105ZM114 149V148H113ZM112 149V150H113ZM114 149V151H116ZM136 149H135V151H136ZM176 149V150H177ZM199 149H200V146H199ZM206 149V148H205ZM213 149V148H212ZM223 149V148H222ZM225 149V148H224ZM223 149V150H224ZM14 150V149H13ZM12 150V151H13ZM86 150V149H85ZM106 150V151H107ZM111 150V151H112ZM130 150V149H129ZM158 150V149H157ZM179 150H177L175 153H177V155H180L181 153L180 152H182L181 150L179 151ZM249 151H250V149H248ZM81 151H83V149L81 150ZM95 151V150H94ZM105 151V152H106ZM126 151H128L127 150V148H125V152ZM48 152V151H47ZM46 151H44L43 153H41V154H39V155H37V156H34L35 158L37 157L38 158V156L41 158V157H44V158H47V155H49L50 153V151L47 153ZM54 152V151H53ZM63 152V151H62ZM84 152V151H83ZM83 152H80V154L81 155H83L84 156V154H83ZM85 152H88V151H85ZM84 152V153H85ZM92 152V151H91ZM108 152V151H107ZM113 152V151H112ZM117 153H118V151H116ZM159 152V151H158ZM163 152V151H162ZM174 152V151H173ZM244 152V151H243ZM56 153V152H55ZM95 153V152H94ZM96 153H98V152H96ZM111 152L109 151V154H110ZM160 153V152H159ZM180 153V154H179ZM185 153H187V151H186V149H185ZM57 154V153H56ZM102 155H103V152L101 153ZM149 154H150V158L148 157V159L146 158L147 157V155L149 156ZM161 154V153H160ZM243 154V153H242ZM258 154H259V152H258ZM51 155V154H50ZM49 155V156H50ZM60 155V154H59ZM90 155V154H89ZM96 155V154H95ZM177 155H176V157H177ZM208 155L210 156L211 154H209L208 153ZM214 155H216L215 153H214ZM221 155V154H220ZM240 155H241V153H240ZM239 155V156H240ZM257 155V154H256ZM48 156V157H49ZM52 156V155H51ZM83 156H81V157H83ZM86 156L87 155H85V158H86ZM137 156V155H136ZM144 156H146V157H144ZM163 157H164V155H162ZM166 156V155H165ZM181 156H182V154H181ZM190 156V155H189ZM188 156V157H189ZM211 156H213V155H211ZM253 156H255V153L253 154ZM88 157H90V156H87V161L91 158V159H94V156H92L91 155V157L90 158H88ZM93 157V158H92ZM143 157L144 158H146L148 161L147 162H149V166H151V167H153L152 165H154L155 166V168L153 167L152 169L155 171V173H154V175L153 174H151V173H153L149 168V170H144V169H146L147 167H148V165L147 164H145L144 165V163L143 162H146V161H144L143 160ZM179 157V156H178ZM187 157V156H186ZM197 157V156H196ZM195 156H194V158H196ZM216 157V156H215ZM220 157V156H219ZM232 158H234L235 156H231ZM80 158V157H79ZM96 158V157H95ZM103 158V157H102ZM107 158H109V157H107ZM134 158V157H133ZM158 158V157H157ZM165 158V157H164ZM191 158V157H190ZM223 158V157H222ZM8 159H11V160H13V163H12V165H9V166H7V168H6V166H5V164H3L6 160H8ZM100 159V158H99ZM98 159V160H99ZM106 159V158H105ZM111 159L112 160H114V158H112L111 157ZM221 159V158H220ZM224 159V158H223ZM104 160V159H103ZM186 160V159H185ZM184 160V161H185ZM192 160V159H191ZM216 160H217V158H216ZM233 160V159H232ZM242 160V158L240 157V159H238V163L239 162H242L241 161ZM38 161V160H37ZM43 161V160H42ZM100 161H102V160H100ZM108 161V162H107ZM127 161V162H126ZM183 161V157H182V161H180L179 160V162H182L181 164L183 165L184 162ZM218 161H219V158H218ZM218 161H217V163H218ZM225 161H227V160H225ZM236 161V160H235ZM8 162V161H7ZM44 162V161H43ZM53 163H54V161H52ZM73 162V161H72ZM79 162V163H78ZM89 162V161H88ZM112 162V161H111ZM124 162H126V163H124ZM146 162V163H147ZM185 162H187V160L185 161ZM213 162H215V161H213ZM228 162H230V161H228ZM232 162V161H231ZM230 162V163H231ZM261 162H264V161H262L261 160ZM36 163V162H35ZM49 163V162H48ZM58 163V162H57ZM71 163V162H70ZM78 163V164H77ZM82 163V162H81ZM123 163V164H122ZM192 163V162H191ZM190 163V164H191ZM210 163V162H209ZM233 163H236V162H233ZM10 164V163H9ZM37 165L39 164V162L38 163H36ZM36 164H34L33 166H35ZM52 164V163H51ZM73 164V163H72ZM71 164V165H72ZM83 164V163H82ZM89 164V163H88ZM88 164L86 165H84L85 167L87 166V168L89 167L88 166ZM99 164V165H100ZM160 164H162V163H160ZM203 164V163H202ZM222 165H223V163H221ZM220 164V165H221ZM240 164V163H239ZM36 165V167L38 168L39 167V165L37 166ZM49 165V164H48ZM47 165V166H48ZM68 165V164H67ZM70 165V164H69ZM70 165V166H71ZM95 165V166H96ZM129 165V166H128ZM167 165V164H166ZM206 165V164H205ZM216 166V164H212V163H210V166H208V167H211V168H213V170H214V168H215V166ZM219 165V166H220ZM225 165V164H224ZM230 165V164H229ZM252 165H253V167H252ZM50 166V165H49ZM96 166V167H97ZM125 166H127L125 169H124V167ZM130 166H132L133 167V169L132 168H130L131 169V172L132 173H134L135 174V183H132V184H130L129 186L127 185L128 184V182H127V186H125V184L124 183H122V185H121V182L120 181H122L121 179H122V177L124 178L123 180L125 181V174L126 173H128L127 172V168L128 167H130ZM145 166H146V168H145ZM162 167H164V165L162 164L161 165ZM168 166V165H167ZM181 166V165H180ZM191 166V165H190ZM218 166V165H217ZM216 166V168H215V170L217 169V171H219V170H221V168L222 167H217ZM232 167L233 166H235L236 167V165H231ZM260 166V165H259ZM264 166V165H263ZM51 167V170L53 169V166H50ZM95 167V168H96ZM162 167H160V170H162V169H164V168H162ZM198 167V166H197ZM258 167V166H257ZM262 167V166H261ZM44 169H42L43 171L45 170V167H43ZM162 168V169H161ZM165 168H166V166H165ZM201 168V167H200ZM211 168H208V170L210 169L211 170ZM218 168H219V170H218ZM238 168V167H237ZM30 169H31V171H30ZM48 169V168H47ZM130 169H128V170H130ZM156 169V170H155ZM177 169V168H176ZM198 169V168H197ZM202 169V168H201ZM201 169L199 170V171H201ZM206 169V168H205ZM233 169V168H232ZM257 169V168H256ZM91 170V169H90ZM96 170V169H95ZM94 170V171H95ZM126 170V171H125ZM133 170V171H132ZM193 170V169H192ZM203 170V169H202ZM214 170V171H215ZM224 170V169H223ZM222 170V171H223ZM230 170V169H229ZM53 171V170H52ZM55 171V170H54ZM88 171V172H87ZM97 171V170H96ZM124 171L126 172L125 174H124ZM144 171L146 172L145 174H144ZM148 171H150L149 173H147ZM177 171V170H176ZM185 171H187V170H185ZM195 171V170H194ZM222 171L221 172H219V174L220 173H222ZM230 171H232V170H230ZM234 171V170H233ZM39 172V171H38ZM46 172V171H45ZM55 172H57V171H55ZM164 172V171H163ZM172 172V171H171ZM203 172H204V170H203ZM226 172V171H225ZM235 172V171H234ZM139 173H140V175L141 176H139ZM177 173V172H176ZM191 173H192V171H191ZM205 173V172H204ZM262 173V172H261ZM129 174H131V173H129ZM187 174V173H186ZM193 174V173H192ZM203 174V173H202ZM207 174H208V171H207ZM211 174H213V173H211ZM223 174V173H222ZM54 175V174H53ZM58 175V174H57ZM133 175V174H132ZM164 175V174H163ZM162 175V176H163ZM204 175V174H203ZM206 175V174H205ZM38 176H39V174H38ZM63 176V177H62ZM141 177V178H143L142 179V181L141 180H138V178H136V177ZM142 176H144V177H142ZM160 176V178H158ZM185 176V175H184ZM187 176V175H186ZM189 176V175H188ZM207 177H208V175H206ZM206 176H204L205 178H206ZM220 176L222 177V175L220 174ZM224 176V175H223ZM234 176V177H233ZM239 176V175H238ZM237 176V177H238ZM128 177V176H127ZM133 177V176H132ZM131 177V178H132ZM54 178V177H53ZM117 179H119V181L117 180ZM175 179V178H174ZM211 179V178H210ZM215 178L214 177H212V179H211V181L212 180H214ZM218 179V178H217ZM250 179V180H249ZM138 180V181H137ZM175 180H177V179H175ZM205 179H203V177H202V181L203 182H205L204 181ZM219 180H214L215 182H217V181H219ZM34 181V182H33ZM60 181H65L66 183H65V185H69L68 187H69V189H68V187H66L67 189H64L65 187L63 186V185H60L62 182H60ZM132 181V180H131ZM137 181V182H136ZM202 181L200 182V185L202 184L203 185V183H202ZM208 181V180H207ZM207 181L205 182V184L207 183ZM233 181H234V183H236V182H238V181H240V182H238V184L237 185H239V190L238 189H235V185H232L233 184ZM37 182H39V181H37ZM41 182V181H40ZM126 182V181H125ZM130 182V181H129ZM162 182H165L164 184H165V186L168 188H165V189H162V186L164 185ZM210 182V181H209ZM20 182H18V184H19ZM196 183V182H195ZM198 183V182H197ZM211 183H213V182H211ZM232 183V184H231ZM124 184V185H123ZM162 184V185H161ZM132 185V186H131ZM159 185L161 186V188H159ZM171 185V186H170ZM202 185H201V188H202ZM206 185H210V183L209 184H206ZM216 185V184H215ZM230 185H232V187L230 186ZM236 185V186H237ZM63 186V187H62ZM137 186V187H136ZM213 186V185H212ZM231 188H230V187ZM241 186V187H240ZM247 186V185H246ZM164 187V186H163ZM184 187V188H183ZM204 187V186H203ZM217 187V188H216ZM233 187H234V189H235V191L237 190V192H234V190H233V192H230L229 190L230 189H233ZM75 190H74V189ZM134 188H135V190H134ZM194 188H195V186H194ZM208 188V187H207ZM214 188V187H213ZM159 189V190H158ZM160 189H162L161 191H163V190H166V191H168V192H164L163 194H161L160 195ZM172 189V188H171ZM228 189V190H227ZM242 189H244V192H241V191H243ZM169 190H170V192H169ZM159 191V192H158ZM214 191V190H213ZM158 192V193H157ZM229 192H230V194H229ZM157 193V194H156ZM168 193H170L169 195H168ZM175 193V194H174ZM201 193V192H200ZM199 193V194H200ZM226 193V194H225ZM234 193V194H233ZM31 194V193H30ZM177 194V195H176ZM179 194V195H178ZM188 194V193H187ZM212 194V193H211ZM157 195V196H156ZM159 195V196H158ZM164 195H168L167 197L166 196H164ZM224 195H226V199H225V197H224ZM227 195H229L230 196V200H227ZM21 196V197H20ZM141 196H143L142 198L144 199V200H146V202L144 201V204H143V199H141L140 197ZM179 196H180V198H179ZM200 196V195H199ZM206 196H208V197H206ZM228 196V197H229ZM146 197H148L147 199H145ZM158 197H161L160 198V200L158 201V202H156L157 200L156 199H158ZM168 197H170V199L168 198ZM191 197H192V195H191ZM191 197H189V198H191ZM216 199H215V198ZM61 198H63V199H65V200H63L65 203H60V204H58L56 201H57V199H61ZM141 199L142 201H140L142 204H140V202L138 201V200H135V199ZM171 198L173 199H175L176 201H179V202H181L180 204H181V206L182 207H179L178 205L176 206V208L175 209H173L174 208V206L171 208V206H170V204L168 205V202H173L172 200H171ZM178 198V199H177ZM185 198H187V197H185ZM224 198V199H223ZM1 199V198H0ZM167 199H169V201H167ZM183 200H184V197L182 198ZM181 199V200H182ZM193 199V198H192ZM196 199V198H195ZM194 199V200H195ZM200 199V198H199ZM223 199V200H222ZM256 199H257V201H256ZM156 200V201H155ZM182 200V201H183ZM224 200H227V201H229V202H231V203H229V204H231V205H228V203H227V205L225 204L226 202L224 201ZM62 201V202H63ZM134 201V203H135V205L137 204L136 202L138 201L139 202V204H140V206L142 207H139L138 208V210L135 208V207H138L139 205H132L131 203ZM147 201H148V203H147ZM222 201V202H221ZM223 201L225 202L224 203V205H226L225 206V208L226 209H224V207H222L224 210H221V208H220V210L221 211H219V210H211L212 209V207L210 206V205H213L214 206V204L215 205H219V204H221V205H223L222 203H223ZM1 202V201H0ZM52 202V203H51ZM262 202V201H261ZM260 202V203H261ZM133 203V204H134ZM178 203V202H177ZM187 203V202H186ZM189 203V202H188ZM172 205H175V204H172ZM189 205V204H188ZM221 205H219V207L221 206ZM261 206V207H259V206ZM94 206H100V207H98L99 208V210L98 209H96V211H94L93 213H95V214H92V215H86V212L87 211H89V209H92V210H95V209H93V208H95ZM133 206H134V210H136L137 212H135L134 210H133ZM170 206V207H169ZM188 207V209H186ZM196 207V208H195ZM218 207V208H219ZM227 207H228V210H227ZM264 207V206H263ZM58 208H61L62 209V211H63V214H62V216L59 218V220H58V224L60 225V227L61 228H64V231L63 232H61V234L59 235V237H58V240L57 241H51V240H49V241H44V235H45V232H47L48 230H49V227L51 226V224H52V218H50V216H51V214L52 213H55L56 212V210L58 209ZM97 208V207H96ZM141 208V209H140ZM195 208V209H194ZM210 208V209H209ZM217 208V209H218ZM243 208V209H242ZM140 209V210H139ZM242 209V210H241ZM257 210V209H256ZM98 211V212H97ZM140 211V213H138ZM229 211V212H228ZM238 211V212H237ZM97 212V213H96ZM253 212V211H252ZM92 213V212H91ZM254 213V212H253ZM256 213V212H255ZM84 214H85V216H87V217H85L84 216ZM90 214V213H89ZM227 214H225L224 216H226ZM219 215V216H218ZM253 215H255V214H252V216ZM54 216V215H53ZM164 216H172V217H174V218H177V219H179V217L181 218V219H183V221L184 222H186L187 223V225L185 226V229L183 228L182 229V227L180 228L179 226H175V224H173V225H166V224H161L163 227L161 228V230H160V228L158 229L159 231H160V239L159 238H157L158 236H157V234H159V233H157V234H155V236H154V231L152 232L151 231V227H153L154 226V224L155 225H157L158 223H160L161 221H162V218L164 217ZM238 216V215H237ZM251 216V217H252ZM258 216V215H257ZM52 217V216H51ZM190 217V218H189ZM216 217V218H217ZM229 217V216H228ZM260 217V216H259ZM198 218V219H197ZM215 218V219H216ZM261 219L259 220V219H257V220H259V221H264L263 219H264V216L262 215V217H260ZM167 219V218H166ZM173 219V218H172ZM181 219H179V220H181ZM252 219H254V217H252ZM254 220H256V219H254ZM255 221V222H257L258 223V221ZM3 221H5V222H7V221H13V226L11 227V228H9L10 230H4V228L2 227L3 226ZM182 221V220H181ZM203 221H206L205 219L203 220ZM212 221V220H211ZM214 221H216V220H214ZM78 222H84V224L83 225H80V227L78 226V227H75V225H74V223H78ZM170 222V221H169ZM197 222H199V223H197ZM239 222V221H238ZM56 223V222H55ZM204 223V222H203ZM35 224H38L39 226H38V229L39 230H36L34 233H32V232H29V231H31L30 229H29V226H32V227H34V225ZM181 224V223H180ZM263 224H264V222H263ZM242 225V226H241ZM251 225H254V223L252 222V224ZM257 225H259V224H257ZM183 226V227H184ZM232 226V225H231ZM233 226H236V223L233 225ZM232 226V227H233ZM246 226H247V229H246ZM260 226V225H259ZM262 226V225H261ZM181 229H179V228ZM189 227V226H188ZM196 227V228H197ZM231 227V228H232ZM25 228H27V229H25ZM37 228V227H36ZM193 228V227H192ZM195 228V227H194ZM222 228H224V227H222ZM256 228V229H255ZM28 229H29V231H28ZM157 229V228H156ZM240 229V230H239ZM246 229V230H245ZM22 230H25V232L26 231H28L27 233L29 234V235H26V237L23 235V231ZM179 230L181 231V233L179 232ZM224 230V229H223ZM238 230V231H237ZM243 232H242V231ZM249 230H251V227H250V229ZM39 231V232H38ZM162 231V232H161ZM237 231V232H236ZM157 232V231H156ZM178 233L179 235H178V237H179V239H174L173 241H176V242H174L175 244H173L174 246H172L171 247V249L169 248H167V246H166V248L164 247V245H167L168 244V242H166V240H165V238L164 239H162L161 240V235H162V237H164V236H167V235H170V234H173V233ZM207 232V231H206ZM228 232H230V234L228 233ZM240 232V233H239ZM257 232V233H256ZM26 233V234H27ZM249 233V234H248ZM72 234H77V235H82V236H91L90 237V239H89V241L87 242V244L85 243V244H83V245H80V243H77V244H73V243H70L69 241H68V238L70 237V235H72ZM239 235V236H236V235ZM245 234V235H244ZM57 235V234H56ZM181 235V236H180ZM207 235V236H206ZM47 236H48V234H47ZM154 236V237H153ZM174 236V235H173ZM176 236V235H175ZM211 236L214 238V239H211ZM242 236V237H243ZM128 237H131L129 240H128V242L129 241H131V242H124V239H125V241H126V238H128ZM171 236H169V238H170ZM217 237V238H216ZM236 237V238H235ZM252 237V236H251ZM44 238V239H43ZM174 238V237H173ZM240 238V237H239ZM238 238V239H239ZM245 238V237H244ZM257 238V240L255 241V239ZM172 239V238H171ZM171 239H168L167 241H169V240H171ZM242 239L243 238H241V240L240 241H242ZM43 240V241H42ZM111 241H115V247H111L110 246V244H111ZM245 241H247V240H245ZM14 242H17V244L15 245V243ZM243 242V241H242ZM13 244L14 243V246H8V244ZM178 243H179V245H183V246H179L178 245ZM181 243V244H180ZM200 243V244H199ZM205 243H208L209 245H210V242H205ZM239 243V242H238ZM229 244V245H228ZM247 244V243H246ZM112 245V244H111ZM178 245V246H177ZM113 246V245H112ZM142 246V247H141ZM185 246H187V247H189L188 248V250H187V248L185 247ZM142 248V250L141 249H139V248ZM144 247V248H143ZM182 247L183 248H186V250L188 251V252H184L183 251V249H182ZM208 247V246H207ZM207 247H205V248H207ZM225 248V247H224ZM32 249V250H31ZM189 249H190V251H189ZM196 249V250H195ZM242 249H244V253L241 251ZM246 249V250H245ZM30 250V251H29ZM51 250H58V251H61V252H64V256H62V257H59V258H53L52 257V255H49L48 254V252H50ZM185 250V251H186ZM203 250V249H202ZM233 250V249H232ZM235 250V251H236ZM262 250V251H263ZM193 251H195V252H193ZM198 251V252H197ZM216 251V250H215ZM218 251V250H217ZM216 251V252H217ZM247 251V252H246ZM31 252V253H30ZM201 252V251H200ZM195 253V254H194ZM242 253V254H241ZM210 254V256L208 257L207 255H209ZM216 254V253H215ZM240 255H243V256H240ZM259 256V257H258ZM241 257H243V258H241ZM183 259V260H184ZM263 259V256H261L260 257V261ZM147 261V262H146ZM99 262V263H100ZM146 262V263H145ZM100 263V264H101ZM181 264H182V262H180ZM105 264H107V263H105ZM148 264V263H147ZM151 264V263H150Z\"/></svg>","mask_w":264,"mask_h":264},{"label":"rangeland","instance_id":"obj_2","mask_svg":"<svg viewBox=\"0 0 264 264\" xmlns=\"http://www.w3.org/2000/svg\"><path fill=\"white\" fill-rule=\"evenodd\" d=\"M44 2L46 1V0H43ZM79 0H77L76 2H78ZM81 1H83V0H80V2ZM90 1V0H89ZM95 1V2H94ZM111 1H112V3H111ZM116 1H118L119 2V0H116ZM121 1V0H120ZM124 2H125V0H123ZM123 1H121V2H123ZM135 1V2H134ZM141 1V0H140ZM139 0H133L132 2H134V3H131L130 1L128 2V0H126V2H128V5H127V3H125V4H123V3H121V4H123L124 6L122 7V5L120 4V6H118V5H116L117 7H119L120 9L119 10H116L115 8V11H116V13H115V17H116V14H117V20L119 19L118 18V15H120L119 17L121 18V19H119L118 20V22H117V20H116V22H117V24L120 26V24L122 23V27L120 28L117 24V27L119 28V30H117L116 28H114V26L116 27V25H112V23L114 22L115 23V21L114 20H112L113 22H109V20H108V18L106 17H101V15H103V14H101L102 13V11L101 12H99L100 10H104V9H101L102 8V5L103 4H105L104 2H106L107 3V5L109 4V5H114L115 3L113 2V0H107V1H104V0H92V2H93V4L92 5H97L98 7H96V9L94 8V12L95 13H100L101 15H100V17L101 18H104V20H103V22H105V19L106 20H108L106 23H103L102 22V20H100V18H98L97 17V14L95 15V13L93 12V15H95L103 24H101L102 25V30H101V28L99 27L98 28V26L100 25V21H97L98 23H99V25L98 26H96L97 25V22H95L96 20H98V19H96V18H91V17H89V19H90V21L89 22H87V20H83L82 19V21H86L87 23V27L89 28V27H91V28H89V29H91L92 31L93 30H95V29H97V30H101V34H100V30L99 31H97V30H95L96 31V33L97 34H100V36L99 37H101V39L99 40V41H101L100 43L102 44V45H104V44H107V45H104V46H108V47H110V46H114V45H116L117 44V49L114 51V52H112V53H108V54H106L101 60H99L96 64H90V65H87V66H85L82 70H81V73H80V71H79V69H77L76 70V68H79V66H77L76 67V65H79L80 63V60L79 59H82V58H79V57H81L80 55H79V57L77 56V54H76V56L78 57V58H75V54H74V51H73V49H72V47L70 48V49H72V50H68V48L70 47V44H69V47L67 48V44H65L64 42H69V40L71 39V41L73 42L74 41V39H72V37L71 38H69V40L67 39V41L65 40L64 42H61L62 43V45L63 46H66V48L64 47L63 48V46L62 45H60V44H57L58 43V39H56L57 37H58V35H59V33H58V28H59V26L60 25H65V26H69V25H71L72 23H78V25L80 26L81 25V27H85L86 26V24L84 23V22H81V24H79V19H77V20H75L74 18H75V14L77 13L75 10H77V8H79L78 7V3H73L72 5H68V4H65V3H63V1L62 2H57V5H53V6H51V1L49 2V7L51 6V7H55L56 9H57V11L59 12H57L56 13V11H54L56 14H57V16H55L54 15V18H51L50 17V15L52 16L53 15V11L51 10L52 8L50 7H48V5H45L44 6V3L43 4H40V5H38V6H40V9H42L41 11L42 12H44V11H46V13L48 14H46L45 12L44 13H41V15L42 16H39L38 18H36L38 21L37 22H39L38 24V26L36 27V25H37V23H36V25L34 24V23H32V25L33 26H35V27H33L32 25H31V23H30V26H32V28L29 30L30 32H28L27 30H24V29H26V27L24 26V25H19V30H24V31H26V32H28V33H30V45H27V46H24V47H30V54L32 55H30V62H31V64H30V68H26L25 67V65H23V64H21V65H23L24 66V68H23V66H21L20 67V58L17 60L18 62V64H19V66H18V68L22 71H20V70H18V68H17V71L19 72V73H23V71L24 72H26V73H30V77L32 78H30V94L28 95V94H26L25 96H26V98H27V96H28V98L30 99H25L26 100V102H30V109H31V111L33 112H31L30 111V121L29 120H27L25 123H23V124H25V127L23 126V125H21L22 127H21V129L20 130H18V132H20V133H22V135L19 133V135L20 136H18L17 134L15 135V133L13 132V134L15 135V137H17L16 139H18L21 143H20V145H18V143L17 144H12V146H10V145H8V147L6 148V151H3L4 150V148H2V146L0 145V151L2 152H5V153H7V154H11V153H13L14 151H16V150H20L23 146H25L26 147V145L25 144H30V149H28L29 151H28V153H30V163L29 162H24V165L22 164L21 166H22V168L23 169H27L28 168V165H30L29 167H32L31 169L33 170V168H34V171L36 170L37 171V174H35V177L37 178H39V177H41V175H40V173L42 174V176L44 175V173L45 174H47V173H49V175L51 176V172H52V177L50 178V177H48V179L49 180H46L45 178L43 179H38L37 181H39V182H37L36 181V179L33 181L34 183H31V182H28V179H27V176H25V175H23V176H21V179H19L18 181H17V187L18 188H16L15 187V190H17L16 192H19L18 194H22V195H27V196H30L31 198H33L34 197V199L35 198H38L37 197V194H38V189H41V190H43L46 186H47V184H48V182H49V184H50V181H53L55 178H58V177H61L60 175H63V176H67V174H69V170L71 169V167L73 166V165H75L76 163V159L78 160L79 159V162H80V160H82L81 162L83 163H79V164H81V168H82V170L83 171H85L86 172V170H89V171H91V172H89V173H95V172H98V170H99V168H98V166L100 167V166H102L101 164H104L105 163V161L107 160V159H109L110 161H109V163H111V164H113V161L117 164V160H118V163H120V160L123 162V161H125V160H128V159H130V158H132L133 160L135 159L136 160V158L138 157V158H140L141 157V155H142V150L140 151L139 149H136V148H134V147H132V148H129V145H130V143L132 144V140L133 139H129L128 140V138H133L134 136L132 135V136H130L131 134L130 133H128V131L129 132H132L133 130L135 131V130H137V129H135L133 126H136L137 128L139 127V126H141L140 127V129L142 128H144L140 123V121H141V119L143 120V121H147V119L145 118V115H150L151 116V113L153 114H155L156 116H160L159 118H161V116L163 117V116H165L167 113H168V116L170 115V116H172V114L170 113V111L172 112V113H176V114H178V115H180V111L179 110H183V109H185V111L183 110V112H184V115L186 114V115H188V113L190 112V111H192V112H190V113H193L194 111L196 112V113H194L193 115H191L190 113V116H188V121L189 120H191V122H195L196 123V120H198L199 121V119H198V117L200 116V115H202V111L204 112V103H205V99L207 98V96L206 95H208L204 90H202V89H200L196 84H192V83H189V84H185L184 85V87L181 89V92L180 91H178V92H175V94L174 93H172V94H170V96H168L167 97V100H168V98H169V100H170V102L168 101V103L170 104V105H172L171 107H170V105H168V103H167V101H163L164 103L163 104H156L155 102L153 103V101L151 102L150 101V105L148 104L149 103V100L148 101H146V100H144V98H142V97H144L143 95H142V93H143V91L144 90H147V88H145V86H143L144 84H143V80L146 78V77H148L149 76V74L151 75V72H155V71H157V69L159 68V66L160 67H165V64L167 65V59H169V58H167L168 56H172V55H174V57H176L177 59H181V60H178V61H180V62H182L183 61V59H185L184 57H182L181 55L184 53L183 51V47H184V44H186V42L188 41V39H187V37H189L190 35H192L193 36V38L194 37H197V38H200V39H204V40H208L207 38H209V40L211 41V40H213L214 39V41L215 42H217L218 41V36L221 34V33H223L227 28H230L231 30L233 29V26L234 25H231V24H229V23H226L225 21H217V20H210L209 22H207L208 24H205V25H203V26H198L197 24H196V22H195V20H196V18L198 17V15H196V14H198L197 12H199L198 11V9L196 8L197 6H198V1H199V3L201 2V0H149V2H148V0H142L143 1V3H142V1L140 2ZM147 1V2H146ZM241 1V2H240ZM251 0H249V2H250ZM257 1V3H255ZM254 3L255 4H253L252 2L253 1H251L250 3L251 4H253V6H251L250 4H249V2H248V0H245V2L244 1H242V0H239V1H237L240 5H241V7H239V9L240 8H249V9H247L246 11H248V12H246L243 8H242V16L244 15V19H246L245 17H247V16H250V15H252V17H253V15H256V17H258L257 16V14L258 13H260V15H262L263 13H264V10L262 11V9L261 8H258V7H260V5L262 6V8L264 9V0H259V1H261V3L258 1V0H256ZM103 3L102 5L100 4V3ZM109 2V3H108ZM141 3V5H142V7L138 4V3ZM218 2H222V0H219V1H217V2H215V3H213L214 5L215 4H217ZM233 2H235V3H233ZM236 2V0H232V6L234 5L235 6V8H236V6H237V8H238V3ZM243 2V3H242ZM51 3V4H50ZM135 3H136V5H135ZM146 3V4H145ZM39 4V3H38ZM63 4H64V6H63ZM75 4V5H74ZM88 4H89V2H88ZM132 4H134V5H132ZM196 4H197V6H196ZM243 4H244V6H243ZM250 6H249V5ZM37 5V4H36ZM42 5V6H41ZM63 7H62V6ZM94 5V6H95ZM99 5H101V7L99 6ZM106 5V4H105ZM247 5V6H246ZM255 5V6H254ZM257 5V6H256ZM34 6V9H35V5H33ZM33 6L32 5H30V9H32L33 10ZM38 6H36L37 7V9H39V7ZM44 6V7H43ZM48 8H47V7ZM75 6H77V7H75ZM94 6H92V7H94ZM104 6V5H103ZM128 6H130V7H128ZM131 6H134L133 8L131 7ZM148 6V7H147ZM191 6L192 7H194V9H192V10H196L194 13L192 12V11H190L191 9ZM246 6V7H245ZM61 7L63 8V12H61L62 10H61ZM68 9H67V8ZM76 9H75V8ZM54 8V9H55ZM66 10H65V9ZM97 8L98 9H100L99 11L97 10ZM132 8V9H131ZM134 8H135V10H134ZM148 8V9H147ZM234 8V7H233ZM36 9V12L38 11ZM39 9V10H40ZM55 9V10H56ZM93 9V8H92ZM189 11H188V10ZM79 10V9H78ZM95 10H97V12L95 11ZM121 10V11H120ZM133 10V13H135L136 12V15H135V17H136V19H134L132 16H133V14H131L130 15V13L129 14H126V13H128L127 11H132ZM241 10V9H240ZM23 11V10H22ZM21 10L19 11L20 13H23ZM34 11V10H33ZM67 11V12H66ZM175 11V12H174ZM187 11L190 13V14H192V15H189L188 13H187ZM260 11H262V12H260ZM192 12V13H191ZM19 13V14H20ZM30 13H32L31 12V10H30ZM39 13V12H38ZM50 13H52V14H50ZM118 13H120V14H118ZM121 13H123V15L121 14ZM139 13H141L140 15H139ZM262 13V14H261ZM47 16H46V15ZM50 14V15H49ZM64 14H65V16H64ZM67 14V15H66ZM125 14H126V16H125ZM240 13H238V14H236L237 16L239 15ZM61 15V16H60ZM62 15H63V17H62ZM246 15V16H245ZM264 15V14H263ZM260 16V18L261 19H264V16ZM98 16H99V14H98ZM121 16H123V17H121ZM236 16V17H237ZM240 16V15H239ZM47 17V18H46ZM57 17V18H56ZM94 17V16H93ZM124 17H126L125 19H126V23H127V21H129V22H134V23H131V25L129 26L128 24H126V26H128V28H126V26H125V28H124ZM127 17L129 18V17H131L132 18V21H131V19L129 20V19H127ZM251 17V16H250ZM42 18L43 19H45V20H42ZM63 18V19H62ZM111 18V17H110ZM238 18V17H237ZM259 18V17H258ZM259 18V19H260ZM61 19V20H60ZM88 19V18H87ZM93 19V20H92ZM115 19V18H114ZM247 19H250L249 17H247ZM246 19V20H247ZM253 19H256L255 17H253ZM54 20V22L55 23H53L52 21ZM121 20H123V21H121ZM257 21H258V19H256ZM30 21H32V22H34V20H30ZM73 21V22H72ZM136 21V22H135ZM250 21H252V23H256V21L255 20H252V19H250ZM42 22V23H41ZM58 22V23H57ZM65 22H66V24H65ZM68 23H69V25H68ZM71 23V24H70ZM82 23H83V26H82ZM88 23H89V25H88ZM95 23H96V25H95ZM107 23L109 24V25H107ZM113 23V24H114ZM120 23V24H119ZM53 24V25H52ZM58 26H57V25ZM84 24H85V26H84ZM107 25L106 27H105V25ZM154 24V25H153ZM77 25V24H76ZM91 25V26H90ZM104 25V26H103ZM191 25V26H190ZM44 26H46V27H44ZM49 26H51V27H49ZM54 27V29H57V30H53V27ZM56 26V27H55ZM97 27V28H95L94 29V27ZM158 26V27H157ZM162 26V27H161ZM48 27H49V29H51V30H49L48 29ZM58 27V28H57ZM87 27H86V29H87ZM93 27V28H92ZM108 27V28H107ZM109 27H112V28H114V29H112V30H114V31H112V34L114 35V33H115V37H113V35L110 33L111 32V30L109 29ZM208 27H210L211 29L210 30H208ZM24 28V29H23ZM39 28V29H38ZM42 28V29H41ZM164 28V29H163ZM36 29H37V31L38 32H36ZM85 29V28H84ZM88 29V30H89ZM110 31H108V30ZM152 29V30H151ZM163 29V30H162ZM40 30V31H39ZM90 30V31H91ZM155 30V31H154ZM44 33H43V32ZM55 31V32H54ZM90 31H88V33L90 32ZM91 31V32H92ZM119 31V32H118ZM151 31V32H150ZM159 31V32H158ZM40 32V33H39ZM87 32V31H86ZM94 32V31H93ZM92 32V33H93ZM107 32V33H106ZM114 32V33H113ZM151 33L152 35H149L150 36V40L149 39H146L144 36H143V34L145 33V34H147V33ZM169 32V33H168ZM33 33V34H32ZM47 33H50V35H51V38L49 37V36H47V38H48V42H49V46L46 44L45 46H44V44L45 43H43L44 42V38H46L45 36L46 35H48ZM52 33V34H51ZM87 33V35H89V36H87V41H88V37H89V39H91V41H92V43L94 44V42L93 41H95L96 43H97V41H98V39H99V37L97 38V35H96V33H94L95 34V37L97 38L96 40H95V37L94 36H91L90 35V33L88 34ZM91 33V34H92ZM103 33H105V34H103ZM117 33V34H116ZM154 33V34H153ZM39 35V37L37 36V35ZM42 34V35H41ZM58 34V35H57ZM144 34V35H145ZM158 34V35H157ZM34 35L36 36V37H34ZM41 35V36H40ZM189 35V36H188ZM107 36V37H106ZM148 36V37H149ZM192 36L190 37V38H192ZM257 36H258V38L260 39L261 37H262V32L260 31V30H258V34H257ZM108 38L107 40H108V42H105V41H107V40H105V39H103V38ZM112 37V38H111ZM34 38V39H33ZM54 40H53V39ZM93 38V39H92ZM114 38V39H113ZM117 38V39H116ZM53 40L52 42L50 41V40ZM32 40V41H31ZM39 40H40V42H39ZM104 40V42H102ZM111 42H110V41ZM36 41V42H35ZM46 41V40H45ZM90 41V40H89ZM88 41V43H90ZM99 41H98V44H99ZM39 42V43H38ZM47 42V43H48ZM118 42V43H117ZM40 43H43V44H40ZM55 43V44H54ZM64 43V44H63ZM95 43V44H96ZM91 44V43H90ZM100 44V45H101ZM119 44V45H118ZM150 44H152V47L150 46ZM44 47H42V46ZM55 45V46H54ZM173 45V46H172ZM244 42H243V39L241 38V36L240 35H237V36H235L234 37V39H232L228 44H225V46L226 47H223V46H213V49L208 53V55L206 56V58H205V73H206V75H209L210 73H212L213 72V70L216 68V67H214V66H220V68H221V65L224 67V69H223V67H222V69L224 70V72L226 71V73L224 74V76H226V77H224L223 79L226 81V84L225 85H228V86H230L231 84L232 85H234L233 83H231L230 81L231 80H234V81H236V79H238V80H241L240 81V84H242L240 87H239V90H241L240 92L242 93H239V94H241V95H243V93H244V90H245V93L247 94V95H249L250 96V94H252L251 96H253V95H255L254 93H257L258 94V96H256V97H254V98H257L258 99V101L261 99L262 101H259L258 103H257V100L255 101V103L257 104V107H259V105L261 104V108L259 109V108H257L258 110H260V111H258L257 113H261L260 114V116H259V114H257L255 111H257V109L255 110V109H253V107L254 106H256V104L254 103V104H252V105H254L253 107H249V106H252V105H250L251 104V102H252V100H254V98L253 97H251V98H253V99H251V98H249V99H251V102L250 101H247V100H249L248 99V97L246 98V94H245V97H244V95L242 96V97H244L245 99H247L246 101H247V103L248 102H250V104H249V106H246V105H244L243 106V103H242V105H241V102L242 101H240L241 99H240V97H241V95H238L237 97H236V101L238 102V106L240 107V105H241V107H242V109L241 108H237V106H236V108L234 109V111H233V106H232V108H230L231 110H229V108H226V110L228 111V112H226V117L224 118V120H222V123L221 122H219V123H216L215 125H216V127L217 126H219V128H216L215 126H214V124H212L211 125V127H214L215 128V130H217V131H215V130H213V128L212 129H210V132H211V136L210 137H206V135H205V137L204 138H199L198 136H202L203 137V133L201 134V132H202V130H203V128H201V131L199 132L198 131V133H196V134H198V135H196V134H194V133H191V134H189V136H188V134L187 133H184V131L181 133L180 131L179 132H174L172 135H168V137L166 138V139H164V142H162L158 147H157V149H154L153 150V152H154V154L152 153V156L151 157H153V160H152V158H151V161H154L155 160V165L156 166H158V164H159V168L157 167V172L156 173H158V174H156L155 173V171L152 169L153 167L155 168V166L154 165H152L153 167H151V166H149L150 164H149V162H147L148 160V157L150 158V154H149V156L147 155V157L146 156H144V157H146V158H144L143 157V160L144 161H146V162H143L144 163V165L145 164H147L148 165V167L146 168V166H145V168L146 169H144L145 171L146 170H149L150 168V170L153 172V173H151V174H153L154 175V173L156 174V176H158V175H161V177H162V181H163V177H164V179H166L165 178V176L167 177V176H169V177H167V179L166 180H164L166 183H167V185L168 184H171V182L174 180V181H176V183L174 182H172L174 185L175 184H177V183H179L180 181H182L183 179L184 180H187V179H189V178H191L190 177V175L192 176V178H191V180L192 181H194L193 183V185L195 186V188H194V186H193V189H195V190H190V191H188L187 193H184V194H182L181 193V199L184 197V200L182 201L181 199H178L179 201H181V202H179V201H176L175 199V195H173L172 196V194H173V192H178V191H180L181 192V190H179V187H181V185H183V182H181V184L178 186V188L176 187V186H171V188L170 187H168L170 190H172L171 192H170V190H169V192L171 193H168V195L170 194L171 195V197H174L173 199L171 198V200L173 201L172 203L171 202H168V205L170 204V206H171V208L174 206V208L173 209H175L176 208V206L178 205H180L179 207H182L183 205H185V206H188V207H190L189 209H193V205H196L197 204V202H207V201H201V199L202 200H204V196L203 195H205V194H203L204 193V190L205 189H208L209 190V192L207 191V190H205L206 191V193H208V194H206V195H208L209 196V199H211L212 197H213V195L214 194H216V193H213V192H216V189H215V186H218L217 184H219L218 182H220L222 179H220L219 180V178H223V177H225V173H226V175L228 176V171L230 172V173H236L237 171L240 173V174H238L235 178L237 179V180H240L239 178H243V180H244V177H246V175H244L243 177L242 176H240L241 174H243L244 172L242 171V167L241 166H244V164L246 163V164H248L246 161H248L249 159H250V156H251V159L249 160V161H252V160H254V161H252V162H255L256 164L258 163V160H260V164H257L255 167L257 168H255L253 171H254V174L256 175V176H262L263 174H264V162H261V160L262 161H264V136H263V134H262V136L261 137H258V138H256L255 136H253V139H254V141L251 143V142H249L248 143V141H250L249 140V138H247V143H248V145H247V143H244V145H239V143H237V139L235 138V135H236V137H239V139L238 140H240V138H241V135H243V133H244V135H247V134H253V135H255L256 134V132H258V131H261L262 132V130H263V132H264V97H262V96H264V95H261L260 93L261 92H263L264 91V87H262L260 90H259V93L258 92H255L256 91V87L258 86V84H260V82L264 79V74H261V73H258L257 71H259V72H262V71H260L261 70V68H264V45H262V47L260 48V49H258L259 50V52H258V50H257V52H258V55H257V53L254 51L253 52V54H255V56L254 55H251V57H248L247 55H246V52H245V48H244ZM34 46V47H33ZM37 46L39 47V46H41V47H39V49L38 50H44L45 51V49L46 50H49L50 48V50L52 51V52H50L51 54H53V56L51 55V54H47V53H45V54H47L46 56H43V57H41V55L40 54H38V52H36V50H37ZM51 46V47H50ZM61 46V50L59 49V48H57V47H60ZM172 46V47H171ZM18 47V46H17ZM47 47V48H46ZM161 47V48H160ZM20 48V47H19ZM55 48V49H54ZM106 48V47H105ZM175 49V51H173L174 49ZM181 48V49H180ZM57 49H59V50H57ZM261 49H263L261 52H260V50ZM57 50V51H56ZM55 51V52H54ZM72 51L73 53H70V52ZM159 51H160V53H159ZM169 51V52H168ZM172 51V52H171ZM178 51V52H177ZM48 52V51H47ZM175 52H177V53H175ZM35 53V54H34ZM156 53V54H155ZM172 53V54H171ZM36 54H37V56H36ZM140 55V56H144L143 57V65L141 66V69H142V71H141V69L138 67V66H135L136 64H135V62H136V56L137 55ZM164 54V55H163ZM168 54V55H167ZM179 54V55H178ZM34 56V57H33ZM33 57V59L31 60V58ZM37 57V58H36ZM41 57V60H43L44 61V63H42L41 64V62H39V64H40V66H39V64L37 63L39 60H38V58H40ZM173 57V56H172ZM36 58V59H35ZM48 58V59H47ZM22 59V58H21ZM175 58H173V60H174ZM40 60V61H41ZM45 60H47V62L45 61ZM73 60V61H72ZM66 61H67V63L69 64H67L66 63ZM175 61V63H176V59L174 60ZM208 61H210V62H208ZM22 62V61H21ZM72 62V63H71ZM179 62V63H180ZM76 63V64H75ZM35 64V65H34ZM59 64V65H58ZM81 64L83 65L84 63H82L81 62ZM177 65H179L178 63H176ZM181 64V63H180ZM38 65V66H37ZM76 68H75V67ZM81 66V65H80ZM180 66V65H179ZM62 67V68H61ZM74 67V68H73ZM137 67H138V70L136 71V72H139V71H141L140 73H139V75H140V77L138 76V75H136V74H133V75H131V72L133 71V69L135 68V69H137ZM1 70H0V74H3V75H5L6 73L8 74V72L10 71L9 70V68L8 67H6L5 66V64H3V65H1ZM8 68V69H7ZM57 68V69H56ZM225 68H226V70H225ZM27 69V70H26ZM28 69H30L29 71H28ZM26 70V71H25ZM217 71H218V69H216ZM251 70H256V73L257 74H261L262 76H259V75H257L256 73H255V71H251ZM78 71H79V76H78ZM215 71V70H214ZM2 72V73H1ZM248 72L250 73L251 72V74L253 75L254 74V76H249V79L248 80H246V82H245V77H247L246 76V74H248ZM64 73V74H63ZM263 73V72H262ZM230 74V76L229 77H227L228 75ZM63 75V76H62ZM131 75V76H130ZM130 76V77H129ZM138 76V77H137ZM75 77L77 78L76 80H75ZM76 81H77V83H76ZM128 81H131V83H134V84H136L137 85V88L139 89V91L141 92H139V91H137L136 92V94L134 95V96H132V97H129L128 95H127V93H126V91H125V86H126V84L128 83ZM242 82V83H241ZM7 83V82H6ZM77 84L78 85V88L81 90V92H82V94L83 95H81V96H79L80 98L79 99H81L80 100V102H82V103H79V101L77 102V101H75L77 104H78V107L80 108V106H81V109H79L77 106V108L76 107H73V106H75V102H74V100H73V96H75V95H73V93H74V85L73 84ZM225 83V82H224ZM229 83H231L230 85H229ZM235 83H237V82H235ZM262 83V82H261ZM9 84V83H8ZM32 84V85H31ZM239 84V83H238ZM73 85V86H72ZM263 85H264V83H263ZM133 86V85H132ZM46 87H49V89L51 90V92H44V88H46ZM238 87V86H237ZM244 89H242V88ZM42 88V89H41ZM241 88V89H240ZM40 89V90H39ZM47 89V88H46ZM68 89V90H67ZM49 90V91H50ZM67 90V91H66ZM195 90H197L198 91V96H196V97H193V98H189V97H191L190 96V92L191 91H195ZM235 90V89H234ZM67 93H65V92ZM71 91H73V93H71ZM243 91V92H242ZM253 91H254V93H253ZM180 92V93H179ZM45 93H46V95H45ZM69 93H71L70 94V96H69ZM177 93V94H176ZM234 93H235V91H234ZM75 94V93H74ZM264 94V93H263ZM67 95H68V97H69V99L70 98H72V100H73V102H72V100L70 101H68L69 102V104L70 103H73L72 105H68L67 103V101H66V99L65 98H67ZM173 95V96H172ZM182 95H184L185 97H183ZM189 95V97H187ZM259 95H261V97H259ZM25 96H24V98H25ZM30 96V97H29ZM64 96H66L65 98H64ZM77 96V95H76ZM234 96H236V94H234ZM239 97V101L237 100V98ZM64 98V99H63ZM76 98V97H75ZM78 98V97H77ZM171 98V99H170ZM243 98V99H244ZM244 99V100H245ZM45 100V101H44ZM61 100H65L64 102H65V105L64 104H62V106H63V111L62 110H59L58 108L60 107V109H62V106L60 105V103H62L61 102ZM3 101V100H2ZM2 101H0L1 103H0V111L1 112H4V111H2V109L3 110H5V113H7L6 114V119H8L7 118V116L9 117V113L11 114L12 112H15L17 109L14 107V106H10V105H7L6 104V102H2ZM46 102V101H48V104L49 105H51L52 106V108H53V112L55 113V114H53V112L51 111V113H49V114H51L54 118H55V116H57V119L59 118V116H58V114H57V111H55V110H59L58 112H59V114H60V117H61V113H62V117H63V119L64 120H67L68 122H69V120H70V122H72V123H76V122H78L79 121V118L80 117H82L83 116V114L82 113H78V111H81V112H83L84 114H86V112H84V111H86L87 109H88V111H87V114H88V116H90V115H92V114H94L93 115V117H94V119L93 118H91V117H89V118H91V121H93L94 120V123L93 122H91L89 119V121L91 122V124H92V126L93 127H91V124H90V122H89V126L91 127H89V130L90 129H94V132H95V129L98 127L99 129L101 128V130L103 131V130H105V131H108V132H105V136H104V138L105 137H107L106 139H104L103 138V135H102V132H98L97 131V133H93L94 134V137L93 136H91L92 134H91V132L89 131H87V132H85V133H87V134H89V135H87V137L85 136L84 138H83V133H81V135L79 134V136H81V137H77V135H72V133H68L71 137L69 138V141L67 140V142L68 143H66L65 141V143L66 144H68V148H65L64 149V146H66L67 147V145H65V143H62V144H60V145H58V143H57V146L55 145V147L53 146V145H50V146H52V150H51V148L48 146L47 148L49 149L50 148V150H48L46 147H45V145L44 144H42L43 142H47V141H45V139L47 140V137H48V140L49 141H55L56 140V138H57V132H55V131H53V130H51V128H49L50 130H48V129H45L43 126H42V124H44L45 122H46V119H47V115L45 116V114L44 113H42V114H44V115H38V117L34 114L35 112H34V110L36 109V108H38V104L39 105H41L40 103L41 102ZM132 101H134L133 102V104L131 105V102ZM43 102V103H44ZM157 102V101H156ZM159 102V101H158ZM236 102V103H237ZM245 102V101H244ZM53 103V104H52ZM240 103V104H239ZM260 103V104H259ZM59 104V105H58ZM76 104V105H77ZM263 104V105H262ZM35 105H37V107L35 106ZM55 105V106H54ZM168 105V106H167ZM233 105H235V103L233 104ZM57 106V107H56ZM59 106V107H58ZM71 108V107H73V108H69V107ZM82 106H85L87 109H83L84 107H82ZM131 106H133V107H131ZM165 106V107H164ZM4 107V108H3ZM34 107H36L35 109H34ZM39 107H41V106H39ZM175 107V108H174ZM189 108V110H188V108ZM247 107V108H246ZM2 108V109H1ZM11 108V109H10ZM65 108H67V109H65ZM74 108H76L77 110H75ZM163 108V109H162ZM178 108V109H177ZM181 108H183V109H181ZM203 109L202 111H201V109ZM249 108V109H248ZM251 108V109H250ZM42 109V108H41ZM72 110V109H74L73 111H75L76 113H78L79 115H78V119L75 117V115H74V113L75 112H73V111H70V110ZM90 109V110H89ZM186 109H187V111H186ZM192 109V110H191ZM199 109H200V112H201V114H198V112H199ZM245 109H246V111H245ZM12 110V111H11ZM65 110V111H64ZM97 110H98V112H97ZM151 110H153V112L151 111ZM174 110H176V112H173ZM177 110L179 111L178 113H177ZM248 110V111H247ZM255 110V111H254ZM8 111V112H7ZM66 111H68L70 114H72L73 113V116L72 115H68L69 113L68 112H66ZM89 111H92V114H89ZM163 112V113H165L164 115H162L163 113H161V114H159V112ZM198 111V112H197ZM252 111H253V113H252ZM65 112V113H64ZM129 112V113H128ZM156 112H158V115H157V113ZM183 112H182V116L184 117V115H183ZM186 112V113H185ZM206 112H207V110H206ZM32 113V114H31ZM67 113V114H66ZM123 113H124V116H123ZM126 113V114H125ZM242 113V118H245V120L243 121L242 119H240L241 118V116H240V114ZM64 114H66V115H68L69 116V118H75V120H74V118H73V120H71V119H67V117H65L66 115H64ZM82 114V115H81ZM114 114H115V118H114ZM175 114V115H176ZM197 114H198V116H197ZM51 115H48V119L47 120H49V121H47V122H49L48 123V125H50V126H52V124L53 123H51V122H54L53 120H51ZM55 115V116H54ZM64 115V116H63ZM77 115V114H76ZM112 115H113V118H112ZM121 115V117H118V116H120ZM149 115H148V117L147 118H150L149 117ZM174 115V116H175ZM180 115V116H181ZM196 115V116H195ZM229 115V116H228ZM239 115V116H238ZM249 115H250V117H249ZM252 115V116H251ZM256 115V116H255ZM49 116L51 117L50 119H49ZM155 116V117H156ZM182 116H181V118H182ZM195 118H194V117ZM246 116V117H245ZM45 117V118H44ZM61 117V118H62ZM65 117V118H64ZM136 117V118H135ZM158 117H156L157 119H158ZM237 117H239V120H236L235 118H237ZM248 117V118H247ZM42 118V119H41ZM140 118V119H139ZM153 118V120H154V117H152ZM169 118H171V117H169ZM184 118H186V117H184ZM3 120V121H7V120ZM45 121H44V120ZM53 119V118H52ZM93 119V120H92ZM101 121V123L102 124H105V125H107V123H110L111 121L113 122H115V126H114V130L116 131H118V136L122 133V135H120V137L121 138H123V141L124 140H126L125 141V143H123L121 140V142L123 143H121V145H123V149H124V151H119L117 148V150L115 149V146L116 147H118V145H119V143H118V141H116L117 139H115V137H113V138H111V136H114V135H116V133H114L113 132V129H112V122L110 123V125L112 126H107L108 128H109V130H111V135L109 134L110 132H109V130H107L106 128H105V125H104V127L102 126V124L100 123V121ZM135 119V120H134ZM139 120V122H138V120ZM156 119V120H157ZM178 119H179V117H178ZM194 119H196V120H194ZM235 119V120H234ZM55 120V119H54ZM107 120H111V121H107ZM160 120V119H159ZM180 120V119H179ZM192 120H194V121H192ZM39 121H41V123L39 122ZM56 121V120H55ZM95 121H97V122H95ZM107 121V122H106ZM118 121H119V123H118ZM187 121V122H188ZM197 121V122H198ZM239 121V122H238ZM242 121L244 122V124H246V126L242 123ZM0 122H2V121H0ZM66 122V121H65ZM68 122H66V123H68ZM113 122V123H114ZM133 122H134V124H133ZM225 122V123H224ZM238 122V123H237ZM96 123L97 124H99V125H96ZM194 123V124H195ZM233 123V124H232ZM234 123H236V125L234 124ZM248 123V124H247ZM94 124V125H93ZM133 124V125H132ZM138 124H140L139 126H137ZM142 124H145V123H142ZM197 124V123H196ZM220 124V125H219ZM224 125L223 127V129H225L226 127L225 126H227V124H228V126H230L231 124H232V126L234 127V129H233V127L232 126H230L229 128H227V129H230V131H225V130H222L221 128H222V125ZM230 124V125H229ZM238 124H241V127H239V125ZM243 124V125H242ZM97 127H96V126ZM109 125V124H108ZM116 125H117V127H116ZM146 125H147V123H146ZM238 127L239 129H237L236 130V127ZM248 125H250V126H248ZM99 126H102L104 129H102V127H99ZM200 126V124L198 123V127ZM242 126H244L245 127V129H246V131H244V128H242ZM96 127V128H95ZM201 127V126H200ZM199 127V128H200ZM221 127V128H220ZM247 127H248V129H247ZM30 128V129H29ZM207 128V127H206ZM232 128V129H231ZM241 128L243 129L242 131H243V133L242 134H238V133H240V131H241ZM257 128V129H256ZM27 129H29L30 131H28ZM133 129V130H132ZM139 129V128H138ZM141 129V130H142ZM220 130V132H219V130ZM255 129H256V131H255ZM24 130V131H23ZM88 130V129H87ZM143 130H145V128L143 129ZM143 130L142 131H140V132H143ZM200 130V129H199ZM215 131L216 132V134H212V133H214V132H212V131ZM234 130H235V132L237 133H235V135L233 134L234 133ZM240 130V131H239ZM247 130H248V132H247ZM92 131V130H91ZM134 131L132 132V134H134ZM138 131V130H137ZM241 131V132H242ZM112 132L114 133V135L112 134ZM128 135V134H130V135H128V136H130V137H128V138H124L125 136L124 135H126L125 133ZM140 132H137V133H140ZM205 132V131H204ZM208 132V131H207ZM219 132V133H218ZM229 132V133H228ZM231 132H233L232 134L233 135H229V134H231ZM17 133V132H16ZM55 133H56V138H55ZM85 133H84V135H85ZM107 133H108V136H107ZM120 133V134H119ZM136 133V132H135ZM1 135L0 136H2V133H0ZM12 134V138H13V140H14V142L16 141L15 139H14V135ZM53 134H54V137H53ZM124 134V135H123ZM219 134V135H218ZM223 134H225L224 136H223ZM258 134V133H257ZM51 135V136H50ZM99 135V136H98ZM102 135V136H101ZM109 135H110V137H109ZM134 135H136V134H134ZM193 135V136H192ZM217 135V136H216ZM227 135H229L228 137H227ZM259 135V134H258ZM68 136V135H67ZM88 136L89 137H91L92 138V140L91 139H89L88 138ZM195 136H197V138H196V141L194 140V138H195ZM249 136V135H248ZM52 137L54 138L53 140H52ZM117 137V136H116ZM120 137H117L118 139H120ZM127 137V136H126ZM188 137L190 138V140L188 139ZM256 138V140H255V138ZM94 138V139H93ZM67 139H68V137H67ZM75 139V140H74ZM79 141H78V140ZM91 140V142L89 141V140ZM197 139H198V141H197ZM72 140V142H70ZM88 140V141H87ZM103 140H107L106 142H111V143H113V145H115V146H113L112 144L110 145V146H112L116 151H118V153L116 152V151H114V149L112 150V149H110L109 148V150H107V149H105V148H107L106 146H108L109 145V143H104L105 141H103ZM186 140H188V141H186ZM203 140V141H202ZM259 140V141H258ZM57 141V140H56ZM79 142V143H77V142ZM81 141V142H80ZM118 143H116V142ZM187 143H186V142ZM190 141L192 142V144H189L190 143ZM235 141V142H234ZM252 141V140H251ZM18 142V141H17ZM25 144H24V143ZM74 142L76 143V145H73L74 144ZM101 142L103 143V144H101ZM126 142H127V144H126ZM129 142V143H128ZM199 142V143H198ZM246 142V141H245ZM70 143H72L71 145H70ZM83 145H82V144ZM183 143V144H182ZM198 143V144H197ZM251 143V144H250ZM77 144H81L82 145V149H83V151L85 152V151H88V152H83V151H81V150H76V149H73L75 146H77ZM106 144V145H105ZM125 144H126V146L127 147H125ZM129 144V145H128ZM184 144H186V145H184ZM241 144V143H240ZM243 144V143H242ZM251 146H250V145ZM14 145V146H13ZM72 145L74 146L73 148H72ZM98 145H100V146H98ZM103 145V146H102ZM179 145H180V147L184 150V151H182L181 149V151L182 152H180L181 154H182V156H181V154L180 155H177V153H175L177 150H179ZM189 145V146H188ZM200 146V149H199V146ZM237 145V146H236ZM239 145V146H238ZM28 146V145H27ZM61 146H63V147H61ZM89 146V147H88ZM101 146L103 147V150H102V152H103V155L101 154L102 152L99 150V149H102L101 148ZM105 146V147H104ZM139 146V145H138ZM175 146H178V147H175ZM188 148H187V147ZM198 146V147H197ZM223 146V147H222ZM240 146H241V148H240ZM243 146V147H242ZM21 147V148H20ZM59 147V148H58ZM92 147V148H91ZM98 147H99V149H98ZM109 147V146H108ZM120 147V146H119ZM118 147V148H119ZM140 147V146H139ZM202 147V148H201ZM206 149H205V148ZM227 147V148H226ZM239 147V148H238ZM20 148V149H19ZM58 148V149H57ZM77 148H78V146H77ZM121 148V147H120ZM125 148H127V150L128 151H126L125 152ZM134 148V149H133ZM178 148V149H177ZM204 148V149H203ZM213 148V149H212ZM224 150H223V149ZM14 149V150H13ZM79 149V148H78ZM86 149V150H85ZM104 149H105V151H104ZM130 149V150H129ZM135 149H136V151H135ZM141 149V148H140ZM177 149V150H176ZM185 149H186V151H187V153H185ZM248 149H250V151L248 150ZM13 150V151H12ZM95 150V151H94ZM113 152H112V151ZM121 150H122V148H121ZM140 151L141 153H139V152H137V151ZM179 150V151H180ZM44 151H50L49 153L52 155H47V158H44V157H39L38 156V158L36 157H34V156H37V155H39V154H41V153H43ZM54 151V152H53ZM63 151V152H62ZM92 151V152H91ZM109 151L111 152L110 154H109ZM161 153H159V152ZM163 151V152H162ZM174 151V152H173ZM244 151V152H243ZM248 151V156H249V159L247 160H245V158H248V157H246L247 155H245L246 153L245 152H247ZM0 152V153H1ZM47 152V153H48ZM57 154H56V153ZM80 152H83V154H84V156L83 155H81L80 154ZM95 152V153H94ZM96 152H98V153H96ZM258 152H259V154H258ZM138 153H139V156H138ZM208 153L209 154H211V155H213V156H209L208 155ZM214 153L216 154V155H214ZM240 153H241V155H240ZM243 153V154H242ZM255 153V156H253V154ZM60 154V155H59ZM90 154V155H89ZM96 154V155H95ZM141 154V155H140ZM221 154V155H220ZM257 154V155H256ZM85 155H87V156H90L91 157V155L92 156H94V159H91L90 157H88V158H90L88 161H87V156H86V158H85ZM137 155V156H136ZM162 155H164V157L162 156ZM166 155V156H165ZM176 155H177V157H176ZM190 155V156H189ZM240 155V156H239ZM49 156V157H48ZM81 156H83V157H81ZM143 156V155H142ZM179 156V157H178ZM187 156V157H186ZM189 156V157H188ZM194 156L196 157V158H194ZM216 156V157H215ZM220 156V157H219ZM231 156H235L234 158H232ZM80 157V158H79ZM96 157V158H95ZM103 157V158H102ZM107 157H109V158H107ZM111 157L112 158H114V160H112L111 159ZM134 157V158H133ZM158 157V158H157ZM182 157H183V161L186 159L187 160V162H183L184 164L182 165L181 163L182 162H179V160L180 161H182ZM191 157V158H190ZM224 159H223V158ZM240 157L242 158V162H237L238 161V159H240ZM93 158V157H92ZM100 158V159H99ZM106 158V159H105ZM216 158H217V160H216ZM218 158H219V161H218ZM221 158V159H220ZM99 159V160H98ZM104 159V160H103ZM132 159H130V161L132 160ZM192 159V160H191ZM233 159V160H232ZM38 160V161H37ZM44 162H43V161ZM100 160H102V161H100ZM116 160V161H115ZM132 160V161H133ZM156 160H158V161H160V162H158V164H157V161ZM225 160H227V161H225ZM236 160V161H235ZM8 161V162H7ZM52 161H54V163L52 162ZM73 161V162H72ZM98 161L101 163H99L98 164ZM112 161V162H111ZM213 161H215V162H213ZM217 161H218V163H217ZM228 161H232L231 163L230 162H228ZM248 161V162H249ZM38 163L39 162V167L37 168L36 167V163ZM49 162V163H48ZM58 162V163H57ZM71 162V163H70ZM104 162V163H103ZM108 162V161H107ZM127 162V161H126ZM126 162H124V163H126ZM192 162V163H191ZM212 163V164H216V166L217 167H222L221 168V170H219V168H218V170L219 171H217V169L215 170V168H216V166H215V168H214V170H213V168H211V167H208V166H210V163ZM233 162H236V163H233ZM252 162H249L250 164L252 163ZM10 163V164H9ZM12 163H13V160H11V159H8V160H6L3 164H5V166H6V168H7V166H9V165H12ZM52 163V164H51ZM73 163V164H72ZM77 163V164H78ZM89 163V164H88ZM160 163H162L163 165H164V167H162L161 165L162 164H160ZM191 163V164H190ZM203 163V164H202ZM221 163H223V165L221 164ZM242 163H244V164H242ZM255 163H252L253 165L255 164ZM28 164V165H27ZM34 164H36L35 166H33ZM53 166V171L51 170V167L49 166ZM68 164V165H67ZM71 166H70V165ZM87 165L88 164V168H87V166L85 167L84 165ZM98 166H97V165ZM123 164V163H122ZM168 166H167V165ZM206 164V165H205ZM221 164V165H220ZM225 164V165H224ZM230 164V165H229ZM236 165V167L235 166H231V165ZM245 164V165H246ZM37 165V166H38ZM48 165V166H47ZM97 167H96V166ZM181 165V166H180ZM191 165V166H190ZM220 165V166H219ZM241 165V166H240ZM253 165H252V167H253ZM260 165V166H259ZM129 166V165H128ZM165 166H166V168H165ZM198 166V167H197ZM230 169V170H232V171H230L227 167ZM247 166V165H246ZM258 166V167H257ZM262 166V167H261ZM43 167H45V170L43 171L42 169H44ZM96 167V168H95ZM127 166H125L124 167V169L126 168ZM150 167V168H149ZM160 167H162V168H164V169H162V170H160ZM204 170V172H203V170L201 169V168ZM238 167V168H237ZM48 168V169H47ZM84 168L86 169V170H84ZM101 168V167H100ZM130 168H132L133 169V167L132 166H130V167H128L127 168V172L128 173H126L125 171H124V174H125V181L123 180L124 178V176L122 177V181H120L121 182V185H122V183H124L125 184V186H129L130 184H132V183H135V174L134 173H132L131 172V169ZM149 168V169H148ZM177 168V169H176ZM200 170L201 169V171H199L198 169ZM206 168V169H205ZM208 168H211V170L209 169L208 170ZM233 168V169H232ZM25 169V170H26ZM31 169H30V171H31ZM91 169V170H90ZM97 171H96V170ZM128 169H130V170H128ZM193 169V170H192ZM224 169V170H223ZM227 169H228V171H227ZM57 171V172H55V171ZM95 170V171H94ZM177 170V171H176ZM185 170H187V171H185ZM195 170V171H194ZM223 170V171H222ZM235 172H234V171ZM39 171V172H38ZM46 171V172H45ZM133 171V170H132ZM144 171V174L146 173ZM164 171V172H163ZM172 171V172H171ZM191 171H192V173H191ZM207 171H208V174H207ZM222 171V173H220L221 175H222V177L220 176V174H219V172H221ZM226 171V172H225ZM88 172V171H87ZM150 171H148L147 173H149ZM177 172V173H176ZM237 172V173H238ZM243 172V173H242ZM262 172V173H261ZM129 173H131V174H129ZM187 173V174H186ZM204 175H203V174ZM211 173H213V174H211ZM236 173V174H237ZM38 174H39V176H38ZM54 174V175H53ZM58 174V175H57ZM60 174V175H59ZM133 174V175H132ZM164 174V175H163ZM208 175V177L206 176V175ZM235 174V175H236ZM245 174V173H244ZM163 175V176H162ZM185 175V176H184ZM187 175V176H186ZM189 175V176H188ZM224 175V176H223ZM58 176V177H57ZM62 176V177H63ZM128 176V177H127ZM133 176V177H132ZM139 176H141L140 175V173H139ZM204 176H206V178L204 177ZM54 177V178H53ZM132 177V178H131ZM142 177H144V176H142ZM202 177H203V179H205L204 181L206 182L207 180V183L206 184H209L210 183V185H206L205 184V182H203L202 181ZM212 177H214L215 179V181L216 180H219V181H217V182H215L214 180H212L211 181V179H212ZM234 177V176H233ZM264 177V176H263ZM136 178H138V180H141L142 181V179L143 178H139L138 176L136 177ZM158 178H160V176L158 177ZM168 178H170V180L172 179V181L171 182H169L168 183ZM177 179V180H175V179ZM211 178V179H210ZM218 178V179H217ZM247 178V177H246ZM182 179V180H181ZM224 179V178H223ZM118 181H119V179H117ZM132 180V181H131ZM137 180V181H138ZM180 180V181H179ZM183 180V181H184ZM247 179H245L244 181V183H246L245 184V189H247L246 187H248L249 185H248V183L250 182V181H248V183H247V181H246ZM250 180V179H249ZM41 181V182H40ZM130 181V182H129ZM136 181V182H137ZM177 181H179V182H177ZM202 181V183H203V185H202V188H201V185H200V182ZM210 181V182H209ZM18 182H20L19 184H18ZM60 182H62V181H60ZM127 182H128V184H127ZM132 182V183H131ZM165 182H162L163 184L165 183ZM196 182V183H195ZM198 182V183H197ZM211 182H213V183H211ZM238 182H240V181H238ZM238 182H236V183H234V181H233V184L232 185H235L234 187H235V189H238L239 190V185H237L238 184ZM65 181H63L60 185H63L65 188L64 189H67L66 187H68L69 185H65ZM67 184V183H66ZM123 184V185H124ZM127 184V185H126ZM216 184V185H215ZM162 185V184H161ZM213 185V186H212ZM232 185H230L231 187H232ZM237 185V186H236ZM247 185V186H246ZM263 185H264V183H263ZM62 186V187H63ZM132 186V185H131ZM164 186V187H163ZM162 186V189H165V188H167L166 186H165V184ZM204 186V187H203ZM229 186V187H230ZM48 187V186H47ZM137 187V186H136ZM208 187V188H207ZM214 187V188H213ZM230 187V188H231ZM234 187H233V189H230L229 191L230 192H233V190H234V192H237V190L235 191V189H234ZM241 187V186H240ZM159 188H161V186L159 185ZM167 188V189H168ZM184 188V187H183ZM217 188V187H216ZM2 189V187L0 188V190ZM68 189H69V187H68ZM74 189V188H73ZM162 189H160V191L162 190ZM178 189V191H175V190H177ZM181 189H182V187H181ZM75 190V189H74ZM134 190H135V188H134ZM159 190V189H158ZM183 190V189H182ZM214 190V191H213ZM228 190V189H227ZM243 191H241V192H244V189H242ZM184 191V190H183ZM159 192V191H158ZM157 192V193H158ZM164 192H168V191H166V190H163V191H161L160 192V195L161 194H163ZM201 192V193H200ZM230 192H229V194H230ZM31 193V194H30ZM156 193V194H157ZM200 193V194H199ZM212 193V194H211ZM20 194V195H21ZM175 194V193H174ZM226 194V193H225ZM234 194V193H233ZM264 194V193H263ZM39 195V194H38ZM168 195H164V196H168ZM177 195V194H176ZM179 195V194H178ZM191 195H192V197H191ZM200 195V196H199ZM17 196L18 195H16V196H12V195H6V194H3V193H1V191H0V203H9V204H11L13 207L15 206V205H17V203H18V199H17ZM157 196V195H156ZM159 196V195H158ZM208 196H206V197H208ZM212 196V197H211ZM215 196V195H214ZM229 195H227V200H230V196L228 197ZM21 197V196H20ZM143 196H141L140 198L141 199H143L142 198ZM185 197H187V198H185ZM189 197H191V198H189ZM224 197H225V199H226V195H224ZM148 197H146L145 199H147ZM160 198L161 197H158V199H156L155 201L156 202H158L159 200H160ZM169 199H170V197H168ZM179 198H180V196H179ZM193 198V199H192ZM196 198V199H195ZM200 198V199H199ZM215 198V197H214ZM63 198H61V199H57V203L58 204H60V203H65L63 200H65V199H63ZM141 199H135V200H138L139 202L140 201H142ZM169 199H167V201H169ZM195 199V200H194ZM213 199V198H212ZM216 199V198H215ZM224 199V198H223ZM222 199V200H223ZM18 200V201H17ZM205 200H206V198H205ZM227 200H224L223 201V205H221V204H219V205H221L220 207H219V205L217 206V205H215L214 204V206L213 205H210L211 207H212V209L211 210H219V211H221V210H224V209H226L225 208V206L227 205V203L229 202V201H227ZM258 200L261 202H259L258 204H263L264 203V196H260V197H258ZM63 201V202H62ZM136 202L137 204L136 205H139L138 207H135L137 210H138V208L139 207H141L140 206V204H142L141 202H140V204H139V202ZM144 201L146 202V200H144L143 199V204H144ZM256 201H257V199H256ZM178 202V203H177ZM187 202V203H186ZM189 202V203H188ZM222 202V201H221ZM258 202V201H257ZM52 203V202H51ZM134 203V201L131 203L132 205H135V203ZM147 203H148V201H147ZM182 204V206H181V204ZM224 203L226 204V205H224ZM229 203H231V202H229ZM228 203V205H231V204H229ZM8 204V205H9ZM172 204H175V205H172ZM189 204V205H188ZM193 204V205H192ZM203 204V203H202ZM202 204H197V208H199ZM135 205V206H136ZM204 205V204H203ZM227 205V206H228ZM169 206V207H170ZM193 206V207H192ZM199 206V207H198ZM259 206V205H258ZM263 206H264V204H263ZM262 206V208L263 209H259V208H256V209H247V210H243L242 212H238V214H232L231 212H229L228 214L226 213V211H225V213H222L221 215L222 216H220L219 218L217 217V216H215L214 217V219L212 218L211 220H210V222H208L209 220L207 219V218H203V220L205 219L206 221H203V220H201V218L200 217H202V216H200L199 217V219H198V221L200 222H197V223H199L200 225H198V227H197V225H193V226H190L189 225V223H188V225H187V221L186 222H184L183 221V219H181L180 217H179V219H181V220H179V219H177V218H174V217H172V216H164L163 218H162V221L160 222V223H158L157 225H155L154 224V226L153 227H151V231L153 232L154 231V236H155V234H157V233H159V234H157V238H159L160 239V231L158 230L159 228H160V230H161V228L163 227L161 224H168V225H173V224H175V226H179L180 228L182 227V229L184 228L185 229V226H186V228H189L190 230H194L196 233H200V235L202 234L203 236H202V240H203V242H201V243H203L202 245L200 244V245H197L196 247H198V248H196V249H198V254H196L195 255V257L196 256H198L199 255V253L201 254L202 252H204L206 249H207V253H210V251H211V254H213V255H215V256H219L220 254H218V252L219 253H223L222 255H223V260H229V259H225V258H227V257H229V258H231V260H233V259H238L239 258V256H237V254H239V252L235 249V247H236V245L237 244H243L244 243V246L242 245V248L243 247H248V244H250V242L255 238V236H257V235H252V234H254L253 232L254 231H256V230H254L253 228L256 226L257 228L258 227H260V229H262V231L264 230V224H263V222L262 221H259L261 218L260 217H262V215L264 216V207ZM95 208H93V209H95V210H92V209H89V211H87L86 212V215L88 214V215H92V214H95V213H93L94 211H96V209H98L99 210V208L98 207H100V206H94ZM97 207V208H96ZM143 207V206H142ZM141 207V208H142ZM188 207L186 208V209H188ZM195 207V208H196ZM219 207V208H218ZM222 207H224V209L222 208ZM259 207H261V206H259ZM140 208V209H141ZM194 208V209H195ZM218 208V209H217ZM220 208H221V210H220ZM139 209V210H140ZM210 209V208H209ZM243 209V208H242ZM241 209V210H242ZM133 210H134V206H133ZM227 210H228V207H227ZM135 212H137L136 210H134ZM254 213H253V212ZM92 212V213H91ZM98 212V211H97ZM96 212V213H97ZM256 212V213H255ZM90 213V214H89ZM138 213H140V211L138 212ZM62 214H63V211H62V209L61 208H58L57 210H56V212L55 213H52L51 214V216H50V218H52V224H51V226L49 227V230L47 231V232H45V239H44V241L46 240V241H49V240H53V241H57L58 240V237H59V235L61 234V232H63L64 231V228H61L60 227V225L58 224V220H59V218L62 216ZM225 214H227L226 216H224ZM252 214H255V215H253L252 216ZM54 215V216H53ZM61 215V216H60ZM87 215V216H88ZM238 215V216H237ZM258 215V216H257ZM84 216H85V214H84ZM87 216H85V217H87ZM219 216V215H218ZM229 216V217H228ZM254 217V219H259V220H257L258 221V223L257 222H255L256 220H254V219H252V217ZM260 216V217H259ZM217 217V218H216ZM167 218V219H166ZM173 218V219H172ZM190 218V217H189ZM216 218V219H215ZM214 220H216V221H214ZM264 220V219H263ZM170 221V222H169ZM239 221V222H238ZM56 222V223H55ZM204 222V223H203ZM243 224H242V223ZM251 223L252 224V222L254 223V225H251V224H248L249 225V229H250V227H251V230H247L248 232H252V233H250L251 234V236L249 235V236H247V235H245V236H243L242 234H237L236 236H239L237 239H235L236 240V242H237V244H236V242L234 241V244L235 245H233V243L231 244L230 243V245L229 246H224L222 249H215L216 248V244H217V242H215L214 240V236L212 237L211 236V239H214V240H211V241H208L209 239H206V241L205 242H210V245L208 244V243H205L204 242V238H205V234H208L209 232H211V230H213V232L216 230V231H219L218 233H225V234H227V229H233L234 227H238L240 224H242V225H245V223ZM181 223V224H180ZM236 223V226H233L234 224ZM238 223H239V225H238ZM13 221H7V222H5V221H3V228H4V230H10L9 228H11L13 225ZM76 224V225H75ZM84 224V222H78V223H74V225H75V227H80V225H83ZM186 224V225H185ZM257 224H259V225H257ZM185 225V226H184ZM233 227H232V226ZM241 225V226H242ZM262 225V226H261ZM38 224H35L34 225V227H32V226H29V229L31 230V231H29V229H28V231L29 232H32V233H34L36 230H39L38 229ZM184 226V227H183ZM189 226V227H188ZM37 227V228H36ZM159 227V228H158ZM178 227V228H179ZM193 227V228H192ZM195 227V228H194ZM197 227V228H196ZM221 228V230H219L220 228ZM222 227H224V228H222ZM232 227V228H231ZM253 227V228H252ZM157 228V229H156ZM179 228V229H180ZM219 228V229H218ZM236 228H234V229H236ZM25 229H27V228H25ZM224 229V230H223ZM246 229H247V226H246ZM245 229V230H246ZM256 229V228H255ZM181 230V229H180ZM179 230V232L181 233V231ZM192 230V231H193ZM227 230V231H226ZM240 230V229H239ZM23 231V235L26 237V235H29L27 232L28 231H26L25 232V230H22ZM157 231V232H156ZM193 231V233H195ZM207 231V232H206ZM215 231V232H216ZM221 231V232H220ZM238 231V230H237ZM236 231V232H237ZM242 231V230H241ZM39 232V231H38ZM162 232V231H161ZM178 232V233H179ZM243 232V231H242ZM27 233V234H26ZM173 233V232H172ZM178 233H173V234H170V235H167V236H164V237H162V235H161V240L162 239H164L165 238V240H166V242H168V244L167 245H164V247L166 248V246H167V248L169 249H171V247L172 246H174L173 244H175L174 242H176V241H173L174 239H179V237H178ZM229 234H230V232H228ZM240 233V232H239ZM257 233V232H256ZM47 234H48V236H47ZM57 234V235H56ZM249 234V233H248ZM174 235V236H173ZM176 235V236H175ZM228 235V234H227ZM153 236V237H154ZM169 236H171L170 238H169ZM181 236V235H180ZM207 236V235H206ZM243 236V237H242ZM5 234L3 235V234H1L0 235V244H3L2 242H3V240L5 239ZM90 237L91 236H82V235H77V234H72V235H70V237L68 238V241L70 242V243H73V244H77V243H80V245H83V244H87V242L89 241V239H90ZM156 237V236H155ZM174 237V238H173ZM245 237V238H244ZM131 237H128V238H126V241H125V239H124V242H128V240L130 239ZM172 238V239H171ZM217 238V237H216ZM236 238V237H235ZM241 238H243L242 239V241H240L241 240ZM168 239H171V240H169V241H167ZM245 240H247V241H245ZM257 240V238L255 239V241ZM43 241V240H42ZM132 241V240H131ZM131 241H129V242H131ZM85 242V243H84ZM128 242V243H129ZM239 242V243H238ZM4 243H5V240H4ZM15 243V245L17 244V242H14ZM14 243L13 244H8V246H14ZM83 243V244H82ZM115 243V241H111V244L113 245H111L110 244V246L111 247H115L116 245L114 244ZM247 243V244H246ZM181 244V243H180ZM115 245V246H114ZM172 245V246H171ZM178 245H179V243H178ZM177 245V246H178ZM217 245H219V244H217ZM221 245V244H220ZM218 246V248H220L221 246ZM179 246H183V245H179ZM208 246V247H207ZM235 246V247H234ZM142 247V246H141ZM139 248V249H141L142 250V248ZM186 248H187V250H188V248L189 247H187V246H185ZM205 247H207V248H205ZM144 248V247H143ZM186 248H183L182 247V249H183V251L184 252H188L187 250H186ZM195 249V250H196ZM203 249V250H202ZM233 249V250H232ZM32 250V249H31ZM186 250V251H185ZM217 252H216V251ZM236 250V251H235ZM246 250V249H245ZM263 250V249H262ZM259 251V253L260 252H264V250L263 251ZM30 251V250H29ZM189 251H190V249H189ZM201 251V252H200ZM243 253H244V249H242L241 250ZM193 252H195V251H193ZM247 252V251H246ZM31 253V252H30ZM216 253V254H215ZM48 254L49 255H52V257L53 258H59V257H62V256H64V252H61V251H58V250H51L50 252H48ZM195 254V253H194ZM242 254V253H241ZM262 254V255H261ZM259 255H261V256H263V259L260 261L259 259H260V257H259V259H255V261L256 262H252L251 264H264V253H260ZM208 257L210 256V254L209 255H207ZM221 256V255H220ZM240 256H243V255H240ZM238 257V258H237ZM244 257V256H243ZM243 257H241V258H243ZM199 257H196V259L197 260H199L198 259ZM149 261H148V260ZM180 259H182V261L181 260H179V264H181L180 262H182V264H184L185 263V260L186 259H184V258H180ZM184 259V260H183ZM240 259V258H239ZM145 260H147L146 262L148 263V264H163V263H161V262H159V261H155V260H153V259H151V261H150V259L149 258H146ZM183 261H184V263H183ZM100 261H94V264H100L99 263ZM145 262V263H146ZM30 263H32V264H38V263H41V261H37V260H30ZM105 263H107V264H109V263H112L111 261H103V263H101V264H105ZM146 263V264H147ZM175 264V263H174ZM177 264H178V262H177Z\"/></svg>","mask_w":264,"mask_h":264}]
</instances>
